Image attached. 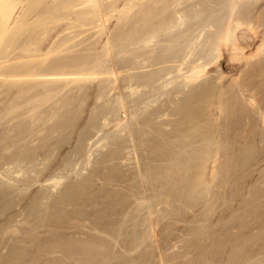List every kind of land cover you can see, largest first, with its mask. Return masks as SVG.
I'll return each instance as SVG.
<instances>
[{
  "label": "rangeland",
  "instance_id": "1",
  "mask_svg": "<svg viewBox=\"0 0 264 264\" xmlns=\"http://www.w3.org/2000/svg\"><path fill=\"white\" fill-rule=\"evenodd\" d=\"M69 1H71V0H69ZM105 1H103L104 7L106 6L104 8L105 10L110 9L111 3L114 4L115 1H117L115 5H118V6H119V3L122 4V2H123V4H124V2H125V0H119L120 2L118 0H113V1L112 0H105ZM43 2L44 3H41L40 5L45 10H46V7H47V10L48 9L50 10L51 9L50 6L55 7V6H57V4L59 5V3L50 2L48 0H43ZM61 3H62V5H60V7L64 8V10L62 8H60V10H58L57 12L59 13V15H62V14L63 15L65 14V16L69 15V13H71V10L69 8H67V6L65 4H63L64 2L60 1V4ZM70 3H67V4H70ZM47 4H49L50 6H47ZM44 5H46V6H44ZM86 5L87 4H85V8L88 11H90L93 8L90 4L89 5L92 8L90 6L89 7L87 6L88 7L87 8ZM121 7H122V5L119 8H121ZM259 8L260 9H258L259 11L257 13L258 15H256L255 17H252V20H251V23L253 22L252 23L253 26L255 24L254 27L257 28L256 30H257V32H259V34L257 33V35H258L257 39H256L257 44L255 46L261 47L258 50V52H261V53L257 52L258 54H256V52H255V54H254V56H257L258 58L254 57L252 55L254 58L253 59L252 56H249V52H248L247 53L248 57L246 56L247 57L246 61H244V59L246 58V57H244L243 61L238 60V62H237L236 60H234V63H232L233 59L231 60V58H232L231 56H233V54H235V52L231 53V51H227L224 48V50L222 49V52L223 51L224 52L222 53L220 50V54H219V51L216 52L217 49H215L214 45H212L213 47L210 45L211 42H213V41H211L212 38L211 39L209 38V40L211 42L208 41L209 44L206 43L207 44L206 45L207 46V49H206L207 52L206 53L209 54L208 51H210V54H209L210 56L207 54V57L208 56L209 57H208V59L206 58V60L212 62L215 60V58L217 60V57L219 55H220V58H218V59H220V60L213 62L214 64L218 63L217 65H213V63L210 62L208 64V66H210V65L211 66L209 67V69L207 66V70H206L207 74L205 76H203L202 82L197 83V84H189V87L187 86L188 88L185 87L186 86V81H185L186 79H184L185 77H183L185 75L184 72L185 73L187 72L184 69V68H186V66L184 65V67H182L183 65H180V64L183 63V61L186 62L187 58H188L187 59L188 62L190 61L189 60L190 57L192 58V59L190 58L191 60L194 59V54L192 57V52H191V54L188 52V54H190L191 56L186 53L187 51L184 54V51H185L184 48H187V50L190 49L187 47L189 45L190 41H187V40H190L191 37L189 38V36L187 37V35L188 34L191 35L193 30L190 31L191 33H189V30H187L188 31V33H187V31L185 30L186 28L184 27L185 31L181 28L182 30L179 29L180 30V33H179L176 30V28H173L172 30H174V32L170 33L169 28L166 30L165 25L163 24V21H165V19H163V21H161L162 15H160L161 20H160L159 16L155 17L156 20L160 21V22H158V21L155 22L152 20L154 18H152L150 20L151 17H149V15L146 14L145 11H142L143 13L141 11L138 12V13H140L139 16H137L138 13H136V15L132 14L131 18H133V16L135 15V17L133 19L130 20V16H131L130 15L128 18H126L127 21L125 19L120 20V22L122 21L121 23L119 21H117L118 17L121 16L120 13H118L120 15L117 16L118 14L116 15L117 12H115L114 14L116 15V17L114 20L111 19L112 21H108V18L111 17V13H109L110 15L108 16V18H106L105 23L108 21L106 26H108V28L110 27L108 30H111L110 35H109L111 44L115 45L116 47L119 46L117 48H115V46H113L114 47V49H113L114 53H115V50H117L118 48H121L122 50L124 49L123 51H121V49H118L119 54L121 52L123 53V54H120L119 57H118L119 54H117L118 53L117 51H116L117 55L114 54L116 65L118 64L117 66L123 68L122 69L123 72L125 71L124 74L122 72L123 75L121 76V77H123V80L121 81V84H123V87L120 84V88L118 87L117 88L118 90L115 89L116 91H114L113 88L106 86V85L100 86V85H103V83H101L100 80H98L99 86H96L98 84V81H96L97 84H95V82L90 83V84L86 83V85L88 86V89L86 88L87 86L84 85L85 83L82 86H79L80 84H78L76 86V87H78V89H76V87H75V89L72 88L73 91L70 88H68V89L66 88L65 91L63 90L64 92H66L67 90L71 91V93L66 92L68 95H66V93H64L63 91H61L63 94H61V92L58 93L59 98L60 97L63 98L62 101H65L67 99L66 97H64V95H65L68 97L69 100L71 99L70 100L71 102H69V100L67 99L68 101H66L65 104H63L64 102L62 103L63 108L60 106L61 102L58 105L54 104V101L50 102L51 104L48 103L49 106L48 105L45 106L43 109H45L46 107L47 108L45 110L42 109V111H43L42 112L41 110H38V109H37L38 111L28 109V108L32 107L33 102L30 105L29 100L26 98H28V97L30 98V96H33L32 91H29V93H28L26 90H24V89L22 90V88H18V87H21L20 85H22V84L15 83V85L14 84L12 85V84H10L11 82H6V84L5 83L3 84V82L0 80L1 81L0 82V170H1L0 171V264H254V263L255 264H264V216H263V213H264V123H263L264 122V120H263L264 119V115H263L264 114V101H263L264 100V83H263L264 82V71H263L264 70V65H263L264 64V52H262V51H264V46H263L264 45L263 44V42H264V21H263L264 18L262 19V11H264V4L261 7L259 6ZM59 11H62V12H59ZM66 11H69V12H66ZM144 12H145V17L146 16L149 17L148 21L146 20V18L142 17L144 15H141V14H144ZM114 16H112V18H114ZM84 17L88 18V15L84 16ZM84 17H82L84 20L81 19L82 22H78V24H80V23L82 24L84 21H89V23H88L89 25H86V22H84L86 25V26L83 25V27H85V30L83 29L82 26H80V30L78 27L80 38L78 39V43H79L78 46H75L77 48L75 50L76 52L74 51L75 52L74 57L77 56L82 61L83 60L85 61V60H87L86 56L89 54L88 56L91 55L90 60L93 61L96 59L95 54H97L98 56H99V54H101V53H99V52H101V49H102V47H101L102 45H100V44H102L104 41H106L105 40L106 36L105 35L104 36L99 35L96 32L97 36H96V38H94L95 37L94 35H96L95 34L96 28L92 25L95 24L97 18L95 16V19H94V17L91 16V18H88L89 20H87V18L85 20ZM263 17H264V15H263ZM135 18H138V19L135 20ZM91 19L94 22V23L91 22V23H93L92 25L90 24ZM143 19L147 21V22L145 21L146 25H148L147 23L148 22L150 23V21H151V23H153V22L155 23V25H153V26L158 25V27H160V28L163 26L164 27V28H162L163 30L165 29L167 32L169 30V34L167 36H169V35L171 36V34H173L172 36L174 37V35H175V37H176L177 34L179 33V34H181V36L185 37L186 39L188 38L187 40L185 39L187 41V42L186 41L185 42L188 43V44H186L184 42L183 37L177 36L178 38H176V42H175L174 41L175 39H173V37L169 36L170 37L169 38L166 35H164L165 30L164 31L161 30V31H163V33L162 32L157 33L158 36H161V38H159V39L161 41L163 40L164 42L163 41L161 42L159 40L157 41L158 38H156L155 41L161 42L164 44L168 43L167 44L168 48L167 47H165V48H166V50L168 49L167 51H169L170 54H173V53H171L172 51L176 52L178 47H179L178 44L180 45L182 43V41L184 42V43H182L183 45H181L178 49L179 53L181 52L180 49L181 50L184 49L183 53L179 54L180 57L178 56V58H177V56H176V55H178L177 52H176V54L174 52L175 55L174 54L172 55V60H174V62L172 60L170 61L171 57H169V56H171V55L169 54V52L167 53L165 48L164 47L162 48L165 51L161 50L164 53L160 54V56L164 55L165 53L169 54V55L165 54L166 56H164V60H166V61L169 58L168 64H166L167 62H165L163 60V56H161L162 58L159 56L160 50L156 46H159L160 43H159V45H157V44L155 45V41L152 42L154 45L152 43H150V45L152 44L151 46L154 49V52H155V49L159 50V52H158L159 58L157 60L158 61L161 60L162 62H164L165 66L167 67L168 70L171 69V71H172V69H173L172 78H171V76H169V77L164 76V74L165 75L166 74L171 75V72L169 74L166 67L165 66L163 67L164 64L161 61L158 62L157 60H155V62L157 61L159 63V64H157V62H156V65L155 64L154 65H152V64L146 65V63L142 64V62L140 64V61L145 60L146 57L148 58V56H146V55H149L148 54L149 52H147V48L144 50H141L144 47V44L142 42L144 40H141V38H144V36L148 37L149 34L150 35L154 34L152 32H154L155 30L158 32V30L160 29L158 27H155L156 28L155 29L154 27L150 26L151 23L149 24V27L146 28V25L144 26V24H143V22H144V21H142ZM123 20H125V21H123ZM129 20L132 23V25H131V23L130 24L128 23ZM132 20L134 22L135 21L138 22L139 20H141L142 24H143V26H142L143 28H141V25H142L141 21L138 22V23H140L139 24L140 26L138 27L137 26L138 23L136 24V22H135V24H134ZM62 22H65V21H62ZM117 22H119V23H117ZM98 23H101V22L99 21ZM160 23L163 25L161 26ZM133 24L136 26H134ZM65 25L67 26V24H65ZM116 25L117 26L119 25V26L116 27ZM124 25H126V26H124ZM127 25H129V26H127ZM88 26L90 28H87ZM131 27H133V32L131 31L132 30ZM91 28H93V30L95 28V30L90 32L92 30ZM134 28H137V29H134ZM149 28H151V29H149ZM216 28H217V25H216ZM75 29L76 28L69 29V30H70V32H72V30H75ZM125 29L126 30L128 29V30L126 31ZM152 29H154V30H152ZM170 29H171V27H170ZM214 29H215V27H214ZM136 30H137V32H136ZM80 31H82V32H80ZM142 31H146L147 34L145 32V35L143 36L142 34H144V33ZM175 31H177L178 33L176 34ZM195 31L196 30H194L193 34L195 33ZM54 32L55 31H53V33ZM64 32L65 33H62V31H61L60 34L61 35L65 34L64 36L69 34L68 33L69 31H67V30ZM85 32L90 33L91 40L89 37V33H86L87 35L82 34ZM128 32L132 33V35L129 34ZM123 33H125V35ZM126 33H128V34L126 35ZM133 33H135V34L133 35ZM139 33L142 37L139 35ZM184 33L187 35H185ZM60 34H59L58 38H60ZM159 34H161V35H159ZM193 34H192V38L194 36ZM92 35H93V37H92ZM162 35H163V37H162ZM134 36H136V37H134ZM207 36L209 37L210 35H207ZM5 37H4V39H5ZM132 37H134V38H132ZM139 37H140L141 41L139 40ZM147 37H145V38H147ZM165 37H167V38H165ZM7 38H8V36H7ZM62 38H63V36H62ZM92 38H94V39L92 40ZM136 38L139 40V42H141L142 46L141 45L136 46L135 42L140 44L138 42V40L136 41ZM164 38L167 42H165ZM124 39L126 40V42ZM132 39H133V42H132ZM134 39H135V41H134ZM168 39H172L171 45L169 44L170 41H168ZM89 40H90V42H89ZM98 40L100 41L99 46L97 45L99 42ZM192 40L193 39H191V41ZM2 41L3 42L0 41V52L2 50L1 48L4 47L3 46L4 43H6L5 45L8 44L7 42L9 41V38L7 39V42H5L6 40L5 41L2 40ZM85 41H88V43ZM127 41L128 42L131 41L132 43L129 42V44L131 43L129 45ZM173 41H174V43H173ZM91 42H93V43H91ZM96 42H97V44H96ZM86 44H89V45H86ZM164 44H161L159 48L161 49L162 46H166ZM173 44H175L176 46ZM184 44H185V46H184ZM79 45L82 47H80ZM151 46L149 48H151ZM153 46H155V47H153ZM169 46L170 47L175 46L177 49L172 47V49H174V50L171 51ZM208 46L210 48H208ZM137 47H139L138 49H140V48L141 49L138 51ZM197 48H199V47H197ZM73 49H75V48H73ZM95 49L99 50V51L96 52ZM130 49H132V50L136 49L137 52H136V50L135 51L134 50L129 51ZM214 49L216 50L215 52H213ZM84 50H85V52H84ZM254 50L256 51V49H254ZM124 51H126V53L129 51L128 54H132L133 56H130L128 54L126 55V53H124ZM145 51H146V53H144ZM141 52H142V54L144 53L145 55L143 54V56H141L142 55ZM156 52L154 54V59L157 58ZM194 52H195V55L199 53L198 49ZM137 53H139L140 55L139 54L137 55ZM211 53H212V55H211ZM62 54H63V52L61 54L60 53L53 54L54 55L53 57L55 58L57 55L62 56ZM71 54H73V52ZM135 54L137 55V57ZM182 54H184V55H182ZM186 54L189 57H187ZM82 55H83V57H81ZM221 55H222V58H221ZM67 56L69 57V52L67 53ZM93 56L95 57V59H93L94 58ZM140 56L142 57V59ZM181 56H183L182 58L185 60L181 61L180 60V59H182ZM10 57H11V55H10ZM53 57L51 55V58H53ZM165 57H166V59H165ZM185 57H187V58H185ZM225 57L226 58L228 57V58L226 59ZM51 58L49 57V60ZM135 58H138V59H135ZM175 58H177V59H175ZM134 59H135V61L139 60L138 64H140L142 66H140V67L137 66L138 64H137V62L134 61ZM132 60H133V62L136 63V65L133 62L132 63L130 62ZM127 61H129V62H127ZM179 62H180V64H179ZM121 63H123V64H121ZM124 63L126 64V66H123V65H125ZM132 65H134L135 68H134V66L132 67ZM171 65L175 66V67H176V65H178L181 67V70L183 69V71H176V70H179L178 66L176 67L177 69H175V67H172ZM235 65H237V66H235ZM2 66L3 67H2V69H0V71H4L7 73H9V71H11V68H5L4 65H2ZM128 66H131L133 69L129 68ZM212 66H213V68H212ZM126 70H128V71H126ZM186 70H188V68ZM151 72L154 73V74L152 73L153 75H155V73H156V75L153 77ZM145 75H147L148 77H151V80L148 81L147 80L148 77L146 78ZM157 75L160 77V79H162L161 82L163 81V83L165 82V79H167V81H168V79H170V78H171V80L175 79L176 81L174 83L173 81L170 82V80H169L170 84H172V85H167V86H169L167 88L166 83L162 84L159 82L160 80H159V77H156ZM224 75H225V77H224ZM237 75L238 76L240 75L239 76L240 79L238 78ZM124 76H126V77L124 78ZM222 76L224 79L222 78ZM129 77H130V79L132 77L133 80H130ZM133 77H135V78H133ZM142 77H144L143 79H145L147 81V83H145L146 81H144L142 79ZM137 78H138V80H137ZM139 78H141V80H142L141 82L139 81L140 80ZM135 79L137 81L134 82ZM217 79L218 80L222 79L223 84H221L220 82L218 83ZM235 79H237V80H235ZM215 80H217V81H215ZM130 81L133 85L129 83ZM124 82H128L129 84L128 83L124 84ZM148 82L150 85L148 84ZM183 82H184V84H183ZM216 82L218 85L223 87L221 89V87L219 86L220 90H217V92H216L218 99L220 97V98H225L228 100V101L226 100L227 101V104H226L225 99H223L224 103L222 105H224V106H222V107H224V108H222V109L224 111L223 110L220 111L221 116L213 115L214 112H213V114H211L212 111L210 113L209 105L211 103H209V102L212 101V99L210 98L211 99L210 100L209 97H207L208 92H210L207 89H209V88L211 89V87H213ZM29 84H30L29 82L28 83L26 82L22 86L27 87V86H29ZM126 84H128V85H126ZM141 84L144 86L142 87ZM155 84H156L157 88H155L156 87ZM179 84H183V85H179ZM130 85H132V86H130ZM135 85H137L138 89L136 88ZM139 85H141L140 88H143L144 90L143 89L139 90ZM153 85H154L155 89H152L153 87H151L150 89H152V90H150L149 87L153 86ZM176 85H177V88H176ZM222 85H225V86H222ZM146 86H147V88H146ZM207 86H208V88H207ZM240 86H242V87H240ZM89 87H91V88H89ZM97 87H98V89H99V87H101L103 89L100 88L99 93H98ZM133 87H135L137 89V91L139 90L140 92L141 91H143V92L140 93L138 91L139 93H137V91L134 90ZM162 87L163 88L165 87V89L163 90ZM190 87H191V89H190ZM181 88L183 90H185L188 94L185 91H183ZM106 89H109V90H106ZM172 89H174V90H172ZM223 89L225 92L221 91ZM17 90H19L20 92L19 91L17 92ZM111 90H113V92ZM154 90H156V91L154 92ZM103 91H104V93L109 92L108 94L106 93L108 96L103 94ZM133 91L134 92L136 91V92L133 93ZM146 91L147 92L151 91V92L146 93ZM162 91H164V92H162ZM190 91L192 92V95H194V96H191V93H189ZM195 91H196V93H193ZM199 91L201 92V95L199 94L200 93ZM203 91H206V92H203ZM100 92H102V93H100ZM202 92H203V94H202ZM14 93L16 94V96L14 95ZM27 93L30 96L27 97ZM136 93L141 94V95L143 94V95L142 96L137 95ZM166 93H168L167 96H164V94H166ZM182 93H184L185 96ZM60 94H61V96H60ZM69 94H73L76 100L74 99L73 95H71L73 97V102H72V98L71 97L69 98ZM101 94H103L105 96H101ZM122 94H123V96H122ZM135 94L137 96L133 97V95H135ZM144 94H146L145 95L146 97H144ZM153 94H154V96H153ZM204 94H205V96L203 97L202 95H204ZM224 94L228 98L222 97V96H224ZM20 95L22 97L24 96L23 98L25 99L26 102L24 100H22L23 98ZM62 95H63V97H62ZM119 95L121 98L123 97L125 104L133 97L129 101V103L126 104L127 112H126V110L121 111L122 109H120V107H118V105H120L119 104L120 102L118 103L117 106L115 105V104H117L116 103L117 98L120 99ZM126 95L127 96L130 95V96L126 98ZM161 95H162V97H161ZM199 95L201 96V100H200ZM149 96L150 97L152 96V98H150L151 100L147 99V101H146V98H149ZM237 96H238V98H237ZM107 97H108V99H110L111 102L109 100L104 99ZM163 97L165 98L164 100H163ZM185 97H190V98L185 99ZM193 97H196V98H193ZM197 97L200 101L197 99ZM128 98H130V99L128 100ZM202 98H203V100H202ZM119 99H118V101H120ZM137 99H138V101H137ZM142 99H143V101H142ZM195 99H197V100H195ZM115 100H116V102H115ZM155 100H157L158 103L157 102H154L153 104L150 103V102H153ZM167 100H169V101H167ZM178 100H179V103H177V105H176V102H178ZM180 100L181 101L183 100L182 106H184V107H181ZM205 100H207L209 102H207ZM18 101H21V102H18ZM59 101H61V100H59ZM133 101H135V102L133 104H130ZM197 101H199V103H202V106H201V104H198ZM24 102L25 103L29 102L27 105L25 104L28 108L23 105ZM67 102H69L70 104H68ZM140 102H141V104L143 102H145V104H147L146 106L148 108H150V111L148 108L147 109L145 108V110H144L143 108L146 106L144 103L141 105ZM184 102H186V104H185L186 106L183 105ZM195 102L200 107H198ZM21 103H22V105H20ZM110 103H111V106H110ZM148 103H150L151 105ZM14 104H16V105L14 106ZM158 104H160L163 108L160 109L161 106ZM162 104H164V105H162ZM167 104L169 105L168 111L169 110L173 111L172 108L176 109V107H177L176 111H175V109L173 112L166 111L168 116H167V114L164 113L165 110H167L166 109L168 107ZM107 105L110 107H108ZM114 105L117 109L115 107H112ZM135 105L137 107L134 109ZM13 106H14V108H13ZM59 106L61 107V110H59L60 109ZM104 106L106 108H104ZM128 106H130L131 108L130 107L128 108ZM132 106H133V110H132ZM164 106L165 107L167 106V107L165 108ZM206 106L208 107L209 112H208ZM16 107H18V108H16ZM19 107L22 109H20ZM65 107H66V110H68V111L65 110ZM111 107H112L113 113H111V109H110ZM9 108H11V109H9ZM55 108H57V110H55ZM107 108L109 109V114H112L111 116L109 114H107V112H108ZM179 108L182 110H180ZM203 108H204V110H203ZM13 109L17 110V111L14 110L16 113L14 114V112L13 113L11 112L9 114V112L12 111ZM25 109H26V111H25ZM102 109H104V110H102ZM129 109L132 110L131 112H135L137 110L136 113H134V115H136V114L137 115L136 116L133 115V117H132V115H130L131 112L128 111ZM141 109H143V110H141ZM151 109H153V110H151ZM156 109L157 110L159 109V112L156 111ZM53 110L55 112H53ZM58 110H59V112H58ZM116 110H119L118 113L117 112L115 113ZM138 110L140 113H141V111H142V113L144 111L145 115L139 114ZM177 110H178V113L180 111V114L177 113ZM183 110L184 111L186 110L185 111L186 114ZM23 111H25V112H23ZM34 111H35V113H34ZM40 111H41V115H43L42 119H41L42 121L39 120L41 118ZM56 111H57V113H56ZM102 111L104 114L101 113ZM120 111L122 113H120ZM145 111L150 112L149 117L147 116L148 113H146ZM181 111L184 112L182 115H181ZM198 111H200L201 114ZM151 112H152V114H151ZM155 112H156V114L160 113L162 116L158 114L157 117H153ZM202 112H204L203 114H205V115H202ZM262 112H263V114H262ZM33 113L34 114L37 113V115L33 116L34 115ZM54 113H56L55 116H54ZM105 113L109 116H107ZM126 113H127V116H129V119H130L129 122L132 126V127H130V131L126 128L129 131V133H127V134H126L127 131L124 132V130H126V129H121V127H120V125L123 121L122 119H124V116L126 115ZM169 113H171V114H169ZM174 113L176 115H178V116L180 115V116L177 118V117H175L176 115ZM208 113L213 115V117L211 115H209ZM29 114H31V116ZM156 114H155V116H156ZM163 115L164 116L166 115L167 117L165 116L166 118H163L164 117ZM169 115H172V118L170 116V118H171L170 120H172L174 117L177 118V120L174 119L171 122L168 118ZM36 116H40V118L39 117L36 118ZM53 116H54V118L57 117L58 119L57 118L53 119ZM181 116H182V118H181ZM198 116L201 119H199ZM209 116H211V118ZM30 117L33 119L31 120ZM146 117H148V118L146 119L147 124L145 125L146 122L144 119ZM215 117L216 118L220 117V119L219 118L216 119ZM34 118H36V119H34ZM50 118L53 119L51 121V123H49L51 120ZM183 118H184V120H183ZM207 118H210L212 122H210ZM37 119H38L37 122H41V123L37 124V122L35 121ZM46 119H47V121H46ZM104 119H105V121H104ZM106 119H108V120H106ZM214 119H216V120H214ZM137 120H139L140 122L139 121L137 122ZM202 120L203 121L206 120L205 124H204V122L202 124H200L201 123L200 121H202ZM45 121L47 122V125H44V124H46ZM53 121L56 123H54ZM135 121L137 122V124L139 123L138 125H141V126L144 125L147 128L144 126L141 128V126H138ZM156 121H157V123H155ZM160 121H162V122H160ZM164 121L166 123H164ZM189 122H191V123H189ZM32 123H34L35 126ZM179 123H181V125ZM195 123L196 124L199 123V124L196 125ZM212 123H213V125H212ZM50 124L54 125V126H51ZM148 124H150L151 126L153 124L154 125L157 124L156 125V126H158V127H156L157 131H156V128L155 129L153 128L155 126L151 127L150 125L148 126ZM176 124H177V126H176ZM44 126H46V127H44ZM57 126H59V127H57ZM63 126H65V128ZM68 126H69V128H68ZM118 126L120 128H118ZM210 126H213V127L216 126V131H218V133H216V132L211 133V130H210L211 127ZM40 127L43 129H41L39 131ZM136 127H138V128L140 127L141 129L140 128L138 129ZM161 127H163V128H161ZM44 128H46V129L48 128V129L45 130ZM131 128H132V130H131ZM144 128L146 129L145 131L152 130V128H153L154 132L153 131H150V132L147 131L148 133L146 132L147 133L146 134L145 131H142V130H144ZM184 128H185V130H184ZM133 129H134V131H133ZM181 129L184 131H182ZM218 129H220L221 133ZM37 130H38V132H37ZM54 130H55V132H53ZM101 130H102V132H101ZM118 130L120 132L119 134L117 132ZM139 130L142 131V132H140V134L138 133ZM159 130H161V131L163 130V132H158ZM168 130H169V132H168ZM39 132L42 133L44 136L42 134L41 135L43 137H46V138H43L40 134L37 136V134ZM131 132H133V133H131ZM180 132H182L183 134ZM244 132H245V134H244ZM33 133H34V136H33ZM35 133H37V134H35ZM122 133L124 134V136ZM108 134H109V136H108ZM117 134H118V136H117ZM133 134H134V136H133ZM218 134H220L219 135V136H221L220 138H219ZM131 135H132V137H131ZM138 135L140 136V138ZM168 135H170V136H168ZM110 136H112V138ZM115 136H117L121 140L123 139L124 141L128 137L127 141H129L130 139H131L130 140L131 142L134 141L133 142L134 147H136L137 150L132 146L133 143L131 144V142H127V141L123 142V140L119 141V139ZM119 136H121L122 138ZM142 136H143V138H142ZM166 136H167V138H166ZM211 136H212V138H209ZM101 137L103 138L102 139L103 141L101 140L100 142L101 143L104 142L105 145H104V143L101 144L98 141L101 139ZM114 137L117 138V142H119V144H117V142L115 141L116 139ZM144 137L146 139H144ZM150 137H153V138L150 139ZM257 137H258V139H257ZM105 138H107V140H109V141H107ZM132 138H135V139L133 140ZM137 138H139V139H137ZM153 139H155V140H153ZM166 139H168V140L170 139V141L168 142V140H166ZM147 140H150L153 143L152 142L150 143V141L148 142ZM174 140H175V142H174ZM188 140H189V142H188ZM220 140L222 142H220ZM106 141H107V144H106ZM111 141L112 142L115 141V143H112ZM146 141L148 142V144L146 143ZM154 141H155V143H154ZM200 141H201V143H200ZM42 142H43V146L45 145L44 147H42L40 144ZM98 142L102 145L101 146L102 148H99L98 145H100V144ZM108 142H110L111 145L113 144L112 147ZM182 142L183 143L186 142L185 144H187V145L183 144ZM202 142L205 144H203ZM29 143H31L32 145H30ZM35 143L37 146L35 145ZM198 143L202 144V145H199ZM213 143H215L216 145ZM217 143H219V144H217ZM120 144H123V146ZM208 144H209V146H208ZM239 144H241V145H239ZM242 144H244V145H242ZM95 145H97V146L95 147ZM108 145L111 148L107 147ZM117 145L120 148H116ZM137 145H138V147H137ZM164 145H165V147H163ZM182 145H184V146H182ZM189 145H190V147H189V149H187L186 147H188ZM104 146L106 149L104 148ZM141 146H143L144 148ZM149 146H150V148H149ZM166 146H168V148ZM30 147L34 151H32V149L29 150ZM39 147H42V148L39 149ZM178 147H182V148H178ZM214 147H216V148L214 149ZM193 148H195V149H193ZM90 149H92L91 151H94V152L91 153L90 151H88ZM111 149H113V150H111ZM116 149L118 150V152ZM181 149H182V151H181ZM183 149H185V150H183ZM191 149H192V152H191ZM200 149H201V151H200ZM205 149H207L208 151ZM39 150H41V152L42 151L43 152L40 153ZM135 150L137 151V153L134 155ZM168 150H170V151H168ZM29 151H31V152L29 153ZM37 151L39 152V153H37L39 156L36 154ZM103 151H105L104 156H102ZM214 151L215 152L217 151L216 156H215L217 158L216 159L217 161H215V163H213L215 165L217 164L215 167L213 166L212 163H211L212 166L210 164V162H213L212 160H214V159L211 158V160H210V158H209L208 159V160H210L209 162H208V160H205V158L209 157L207 155H210V157H212V156L214 157V155H215ZM101 152H102V155L100 154ZM106 152H107V154H109V156L106 155ZM206 152L208 153L206 155L200 154L202 157H200V155H199V158L202 161V164L204 163L203 164L204 166H203V165H201V161L199 160V158H197L198 157L197 153H206ZM28 153H29V155H28ZM34 153L36 154L37 158L34 156L35 155ZM88 153L89 154L91 153L90 155L93 156V158L91 156L92 159H90V160H88L89 158H87V157H89ZM128 153H129V155H128ZM130 153L135 157L130 155ZM155 153H157V154H155ZM179 153H181L182 155L184 154V155L182 156ZM189 153L192 156H194V155L195 156L192 157ZM119 154H121V155H119ZM111 155L113 157H111ZM114 155H116V156H114ZM24 156L26 158L23 159ZM107 156L111 157V159L110 158L105 159V157H107ZM152 156H154V157H152ZM160 156H162L163 159ZM205 156H207V157H205ZM17 157H18V159L22 158L21 159L22 162L20 161V159L19 160L14 159ZM27 157L28 158L30 157L31 158L30 161L33 163L29 162L28 161L29 159ZM32 157H34L35 159H33ZM136 157H139L140 160L139 159L136 160L137 159ZM169 158H170V160H169ZM191 158L192 159L195 158L196 160L195 159H194V161L190 160ZM25 159H26V161H25ZM218 159H219V161H218ZM15 160L16 161L18 160V161L16 162ZM137 161L139 162V166H138ZM185 161L188 163H186ZM195 161L198 163V165ZM205 161H207L209 164H207ZM170 162H172V163H170ZM177 163H179V164H177ZM180 163H182V164H180ZM76 164H78V165H76ZM173 164H175V166H177V167H174ZM183 164L186 166H184ZM205 164H207L208 166L206 165L207 169L205 168V170H204L203 167H205ZM192 165L194 167H197L200 170L202 168V170H203L202 173H204V171L208 170L206 172L207 173L206 176L210 175L209 173L212 174V176H210V177H213L214 175H215L214 177L217 176L216 179L214 177H213L214 178L213 179V178H210L209 176H207L208 178H210L209 179L210 181L213 180L211 182H213V185H215V186L210 185L211 184L210 181H208L209 186H208V184H205L204 187H203V185L199 186V187L196 186L195 184L198 185V181L195 179V177H197L199 175L198 172L200 170H198L196 168V169H192V171H191L189 168H191ZM200 165L203 167H201ZM182 167H184V168H182ZM194 167H192V168H194ZM211 167H212V169H211ZM30 168H31V170L32 169H34V170L30 171ZM139 168H140V170H142V172H143L142 174H144L143 176H144V182L146 181L145 183L140 181L139 177H137V171H138L137 169H139ZM21 169H23V170H21ZM188 169H189V172H188ZM214 169H215L216 173L212 171ZM217 169H219V170H217ZM18 170L19 171L21 170V172L19 173ZM194 170H195V172H193ZM135 171H136V174H135ZM189 173H191V174H189ZM180 174H182V175H180ZM134 175H136V177ZM184 175H186V176H184ZM57 176H58V179L59 178L62 179V177H64L62 180L64 182V183L62 182L63 184L56 182V181H58V179L57 180L55 179L56 183H53L54 182L53 178L54 177L56 178ZM193 176H194V178H193ZM182 177L184 180H182ZM178 178L180 180H178ZM134 179H137V180H134ZM175 179H176V182H175ZM188 179L191 182H189V181L187 182L186 180H188ZM220 180H223V183H222V181L220 182ZM139 181L142 184L147 185V186L142 185V186H144L145 189L143 187H142L143 189L140 188L141 185H140ZM180 181L183 184L179 183ZM216 181H217V183H216ZM218 182H220V183L218 184ZM54 184H55V186L57 184V186L60 188H58L57 186L55 187ZM191 184H192V186H190ZM193 184L195 187H193ZM216 184H218V185H216ZM184 185H185V187H184ZM220 185H222V186L220 187ZM207 186L209 189L207 188ZM211 186H213V189H212L213 191L211 190V188H212ZM52 187L56 188L59 192L57 190L54 191V188H52ZM64 187H66V188H64ZM174 187H175V189H174ZM196 187H197V189H196ZM200 187L202 189L206 188L208 190L207 193H209V196L205 192L206 189H205V191L202 190L203 192H205V195L207 198L205 197L204 193L198 192V191H201ZM63 188H64V190H63ZM168 188H170V189H168ZM193 188L196 189L194 192V195L192 194L193 193L192 191H194ZM52 189H53V191H52ZM180 189H182V190H180ZM142 190H144L145 192L144 191L143 192L146 193L147 195L143 194ZM168 190H170V191H168ZM189 190H191L190 191L191 195L189 193ZM214 190H215V192L216 191L217 192L215 193ZM172 191H173V193H172ZM218 191L220 192V194ZM176 192L178 193L177 195H176ZM181 192H183V193L181 194ZM196 192H198L200 196ZM188 193H189V196H188ZM153 194H154L156 199L154 198V196H153V198H151ZM174 194H175V196H174ZM215 194H216V197H215ZM178 195H182V196L179 197ZM195 195L198 196L197 197L198 201H195V200H197V199H195V197H196ZM184 196H185V198H184ZM192 196H194L193 198L195 200L193 198H192V200H190L191 198H189V197H192ZM259 196H261V197H259ZM199 197H201V198L199 199ZM212 197H214L215 200H213ZM144 198L146 200H147V198L149 199L147 204L145 203L146 201ZM258 198H259V200H258ZM184 199L186 200V202H184L185 201ZM209 199H210V201L212 199V201H214V203L212 201L210 202ZM199 200H200V202H199ZM203 200L205 201V203ZM206 200H208L209 202H207ZM169 202H171V204ZM193 202H195V203H193ZM160 203L161 204L163 203V205H161ZM208 203L209 204L211 203V204L209 205ZM212 203H213V205H212ZM215 203H216V205H214ZM149 204L152 205L153 210L151 209L150 212L153 211L152 215L153 214L154 215L153 216L151 215V216L153 217V219L155 217V221L152 219V217L148 218V216H147L148 211L151 208V207H149L150 206ZM167 204H169V205H167ZM207 204H208V206H211V210L209 209L210 207H208ZM158 205H159V208H158ZM187 206H188V208H186ZM205 206L208 207V209ZM241 209L244 212H242ZM245 210H247V211L245 212ZM239 211H241V212H239ZM250 211H251V213H250ZM253 212H254V214H253ZM244 214L246 216L249 214H251V215L246 217ZM257 216H260V217H257ZM148 219H150V220L152 219L153 220V221L151 220L152 222H156L157 220L158 221L151 225V221ZM148 223H150V224H148ZM154 224H157V225H154ZM150 225L152 226V229H153V225L156 226V228L154 227L153 230H155V231L157 230L156 232L158 235L155 233L156 234L155 237H153V235H155L154 234L155 231H153L151 229ZM235 229H237V230H235ZM255 229H257V230H255ZM250 230H252V231H250ZM242 231H243V233H242ZM146 233H148V234H146ZM240 233H241V235H240ZM144 234H146V235H144ZM254 243H258V244L255 245ZM157 244H159V245H157ZM176 245H177V248H176ZM158 247H160V249ZM255 247H256V250L253 249ZM129 251H131V252H129ZM160 255L162 258L160 257ZM162 261H164V262H162Z\"/></svg>",
  "mask_w": 264,
  "mask_h": 264
},
{
  "label": "bare ground",
  "instance_id": "2",
  "mask_svg": "<svg viewBox=\"0 0 264 264\" xmlns=\"http://www.w3.org/2000/svg\"><path fill=\"white\" fill-rule=\"evenodd\" d=\"M48 1H50V2H54V3H59V5L57 4V6H50L49 4H47V6H50V10L48 11L47 10V7H46V10L45 9H43L42 7H41V3H44L43 2V0H0V41L1 42H3L2 40H6L5 42H7V39L9 38V41L7 42L8 44L7 45H5L6 43H4V47L3 48H1L2 50H1V52H0V69H2V65H4V67L5 68H11V71H9V73H7V72H4V71H0V80L3 82V84L5 83L6 84V82H11L10 84H14L15 85V83H17V84H24V83H30L29 84V86H27V87H23L22 85H20L21 87H18V88H22V90L24 89V90H26L28 93H29V91H32V93H33V96H30L28 93H27V97L28 96H30V98L28 97V98H26V99H28L29 100V104L31 105V103L33 102V104H32V107L31 108H28L26 105L28 104V103H25L26 101H25V99L23 98L22 100H24L25 102H24V106L25 107H27L28 109H32V110H41L42 111V109L45 107V106H49V104L48 103H50V102H53L54 101V104H56V105H58L60 102H61V107H62V105L63 104H65L66 103V101H68L69 99H68V97L67 96H65L64 95V97H66L67 99L65 100V101H62V99L63 98H59V95H58V93H60L61 91H65L66 90V88L68 89V88H70V89H75V87L78 85V84H80L79 86H82L84 83V85H86V83L87 84H90V83H93V82H95V84H97L96 83V81H98V80H100L101 81V83H103V85H100V86H104V85H106V86H109V87H111V88H113L114 89V91H116L115 89H117L118 87L120 88V84H121V81L123 80V77H121L123 74H124V72L122 71V69L123 68H121V67H118L117 65H116V63H115V57H114V54H116V51L118 52L119 50L118 49H121V48H118L117 50H115V53H114V51H113V49H114V47L113 46H115V45H112L111 44V41H110V37H109V35H110V31L111 30H108L109 28H108V26H106L107 25V22L108 21H112V20H114L115 19V17H116V15L118 14V13H120L121 14V16H119L120 14H118L117 16H119L118 17V19H117V21H119L120 22V20H122V19H125L126 20V18H128L130 15V20L131 19H133L134 17H135V15H136V13H138V12H142V11H145L146 12V14H148L149 15V17H151L150 18V20L152 19V18H154L155 19V17H157V16H159V18H160V15H162V20H161V18H160V20L161 21H163V19H165V21H163V24L165 25V28H166V30L169 28V30H170V33H173L174 32V30H172L173 28H176V30L180 33V30H184L185 28V30L187 31V30H189V33H191L190 31H192V33H191V35L190 34H185V35H187V37L189 36V38H190V40H187L185 37H183V36H181V34H179L177 31H175L176 32V34H177V36L178 37H183L184 38V42L187 40V41H190V43H189V45L187 46L188 48H190V49H188L187 50V48H184L185 49V51H184V49H180V53H183V51H184V54H185V52L188 54V52L191 54V52H192V57H193V54H194V59L193 60H191L190 58H189V62H188V58L187 57H189L188 55H190V54H186L187 55V57H185V58H187L186 59V62H184L183 61V63H181L180 64V62H179V64L180 65H183L182 67H184V65L186 66V68H184L185 69V71H187L186 73L184 72V76L183 77H185L184 79H186L185 81H186V86L185 87H189V84H197V83H201L202 82V79H203V76H205L207 73H206V70H207V66H208V64L211 62V61H208V60H206V58L208 59V57L210 56L209 54H210V51H208L209 52V54L208 53H206L207 52V44H209V42H211V41H213V42H211V46L212 45H214V47H215V49H217V51L214 49V51L213 52H218L219 51V54H220V50H221V52H222V49L224 50V48L227 50V51H231V53H233V52H235V54H233V56H231L232 58H231V60L233 59V62L232 63H234V60H236L237 62H238V60H242L243 61V58L244 57H248V55H247V53L249 52V56H254V54H255V52H256V54H258V53H261V52H258V50H259V48H261V47H259V46H255L257 43H256V39H257V33L259 34V32H257V28H255L254 26H255V24H254V26H253V22L251 23V20H252V17H255L256 15H258L257 13H258V9H260L259 8V6L261 7L263 4H264V0H125V2H124V4H123V2H122V4L121 3H119V6L118 5H115L116 4V2L117 1H115L114 2V4L113 3H111V8L110 9H104L105 7H104V3H103V1H105V0H71V1H69V0H48ZM60 1H62V2H64L63 4H65L66 6H67V8H69L70 10H71V13H69V15H66L65 16V14L63 15H59V13L57 12L58 10H60V8H62V7H60V5H62V3L60 4ZM113 1V0H112ZM71 2V3H70ZM106 2V1H105ZM47 3V2H46ZM49 3V2H48ZM67 3H70V4H67ZM85 4H87L86 5V7L88 6H90L91 8V10L90 11H88V10H86V8H85ZM90 4V5H89ZM122 5V7L121 8H119L121 5ZM43 5V4H42ZM52 5V4H51ZM106 5V4H105ZM44 6H46V5H44ZM65 7V6H64ZM87 7V8H88ZM110 7V6H109ZM66 8V7H65ZM85 8V9H84ZM63 10H64V8H62ZM66 10V9H65ZM68 10V9H67ZM59 12H62V11H59ZM66 12H69V11H66ZM73 12V13H72ZM115 12H117L116 13V15L114 14ZM145 12H144V14H141V15H144V16H142L143 18H146V20L148 21V19H149V17L148 16H146L145 17ZM65 13V12H64ZM109 13H111V17L110 18H108V16L110 15ZM143 13V12H142ZM132 14H135L134 16H133V18H131L132 17ZM88 15V18H91V16H93L94 17V19H95V16H96V18H97V20H96V22H95V24L94 25H92L94 22H93V20L91 21L90 20V24L92 25V26H94L95 28H96V30H95V28H94V30H95V34L96 35H94L95 37L94 38H96V36H97V33L99 34V35H105L106 36V41H104L102 44H100V41L98 42V44H97V42H96V44L99 46V44L100 45H102L101 47H102V49H101V52H99V53H101V54H99V56L97 55V54H95L96 56V59H95V57L93 58V59H95V60H90V56H86V58H87V60H81V59H79L77 56H75L74 57V53L76 52L75 50H76V48L77 47H75V46H78V39L80 38L79 37V31H78V27H79V30H80V26H82L83 27V25L84 26H86V25H89L88 23H89V21H84V22H86V25H85V23L83 24H78V22H82V20L81 19H83L82 17H84V16H87ZM115 15V16H114ZM140 15V13H138L137 14V16H139ZM263 15H264V11H262V19L264 18L263 17ZM64 16V17H63ZM90 16V17H89ZM112 16H114V18H112ZM92 17V18H93ZM148 17V18H147ZM85 18V20H86V18L87 17H84ZM87 18V20H89ZM106 18H108V21L105 23V21H106ZM158 18V19H159ZM251 18V19H250ZM112 19V20H111ZM136 19H138V18H135V20ZM154 19H152L153 21H158V22H160L159 20H154ZM67 20V21H66ZM78 20V21H77ZM84 20V19H83ZM125 20H123V21H125ZM130 20H129V24L131 23L130 22ZM146 20H142V21H146ZM149 20V21H150ZM261 20V19H260ZM62 21H65V22H62ZM95 21V20H94ZM100 21L101 23H98V22ZM127 21V20H126ZM133 21V20H132ZM138 21V20H137ZM139 21H141V20H139ZM138 21V22H139ZM142 21H141V24H142ZM146 21V22H147ZM152 21V22H153ZM264 21V20H263ZM91 22H93V23H91ZM119 22H117V23H119ZM122 22V21H121ZM120 22V23H121ZM136 22V21H135ZM135 22L133 21V23L135 24ZM138 22H136V24L138 23ZM143 22V24H144V26L146 25V22L144 23ZM150 23H151V21H150ZM149 22L147 23L148 25H146V28H148L149 27V24H150ZM154 23V22H153ZM153 23H151L150 24V26H152V27H158V25H156V26H153V25H155V23L153 24ZM65 24H67V26L65 25ZM124 24V23H123ZM133 24V25H134ZM140 23H138L137 24V26L139 27L140 25H139ZM143 24L141 25V28H143L142 26H143ZM158 24V23H157ZM161 24V23H160ZM163 24H161V26L163 25ZM90 25V26H91ZM120 25V24H119ZM118 25V26H119ZM131 25H132V23H131ZM216 25H217V28H216ZM117 25H116V27H118ZM124 26H126V25H124ZM127 26H129V25H127ZM134 26H136V25H134ZM160 26V25H159ZM121 27V26H120ZM170 27H171V29H170ZM185 27V28H184ZM214 27H215V29H214ZM74 28H76L75 30H72V32H70V30L69 29H74ZM87 28H90L89 26L87 27ZM86 28V29H87ZM125 28V27H124ZM123 28V29H124ZM132 28V32H133V27H131ZM158 28H160V27H158ZM162 28H164L163 26L158 30V32L155 30L154 32H152V33H154V34H149V36L147 37V36H144L145 35V32L146 31H142L144 34H142L143 36H144V38L145 37H147V38H141V40H144V41H142L143 42V44H144V47H143V49H141V50H144V49H146L147 48V52H149L148 54L149 55H146V56H148V58L146 57V59L145 60H141L140 61V64H141V62H142V64H145L146 63V65H156V62L158 61L157 59L159 58L158 57V52H159V50H160V52H159V56H160V54H162V53H164L163 51H165L166 50V48L165 47H167V44H164V43H161L162 41L159 39V38H161V36H158V34L157 33H163V31L165 30H163ZM182 28V29H181ZM83 29L85 30V27H83ZM92 29V30H91ZM89 31L90 32H92V31H94L93 30V28H91ZM134 29H137V28H134ZM149 29H151V28H149ZM148 29V30H149ZM156 29V28H155ZM180 29V30H179ZM69 31L68 33V35H66V36H64V35H61L60 33H61V31H62V33H65L64 31ZM83 30V31H84ZM126 30V29H125ZM128 30V29H127ZM126 30V31H127ZM141 30V29H140ZM145 30V29H144ZM152 30H154V29H152ZM161 30H163V31H161ZM164 31V35H168L169 34V30H168V32L167 31ZM184 30V31H185ZM194 30H196L195 31V33L193 34V32H194ZM259 30V29H258ZM53 31H55L54 33H53ZM113 31V30H112ZM135 31V30H134ZM172 31V32H171ZM183 31V32H184ZM80 32H82V31H80ZM97 32V33H96ZM136 32H137V30H136ZM140 32V31H139ZM150 32V31H149ZM182 32V33H183ZM86 33H89V32H85V33H82L83 35L84 34H86ZM114 33V32H113ZM129 33V32H128ZM128 33H126V35L128 34ZM167 33V34H166ZM187 33H188V31H187ZM59 34H60V38H58V36H59ZM67 34V33H66ZM81 34V35H82ZM119 34V33H118ZM124 35H125V33H123ZM129 34H131L132 35V33H129ZM135 33H133V35H134ZM146 34H147V32H146ZM183 34V35H184ZM192 34L194 35L193 36V38H192ZM263 34V33H262ZM82 35V36H83ZM87 35V34H86ZM122 35V34H121ZM138 35V34H137ZM139 35H140V33H139ZM138 35V36H139ZM159 35H161V34H159ZM173 34H171V36L170 37H173L172 36ZM184 35V36H185ZM207 35H210L209 37L207 36ZM6 36V37H5ZM7 36H8V38H7ZM62 36H63V38H62ZM141 36V35H140ZM169 36H167V37H169ZM175 37V35H174V37H173V39H175L174 41L176 42V38H178V37ZM208 38H207V37ZM4 37H5V39H4ZM89 37H90V33H89ZM92 37H93V35H92ZM100 37V36H99ZM126 37V36H125ZM130 37V36H129ZM128 37V38H129ZM134 37H136V36H134ZM134 37H132V38H134ZM142 37V36H141ZM162 37H163V35H162ZM167 37H165V38H167ZM169 37V38H170ZM94 38H92V40L94 39ZM127 38V39H128ZM156 38H158L157 39V41L159 40V41H161V42H157V41H155V39ZM165 38H164V40H165ZM207 38V39H206ZM209 38L211 39V41L209 40ZM86 39V38H85ZM84 39V40H85ZM99 39V38H98ZM117 39V38H116ZM180 39V38H179ZM186 39V40H185ZM191 39H193L192 41H191ZM90 40H91V37H90ZM90 40H89V42H90ZM125 40V39H124ZM138 39L136 38V41H137ZM139 40H140V37H139ZM139 40H138V42H139ZM140 40V41H141ZM178 40V39H177ZM80 41V40H79ZM96 41V40H95ZM94 41V42H95ZM113 41V40H112ZM134 41H135V39H134ZM155 41V45L157 44V45H159V43H160V45L161 44H164V45H166V46H162L161 47V49L159 48L160 47V45L159 46H156L158 49L156 50L155 49V52H156V56H157V58L156 59H154V54H155V52H154V49L152 48V42H154ZM168 41H170V45H171V42H172V39H168ZM174 41H173V43H174ZM186 41V42H187ZM206 41V42H205ZM209 41V42H208ZM85 42H87L88 43V41H85ZM102 42V41H101ZM123 42V41H122ZM125 42H126V40H125ZM128 42V41H127ZM129 42H131V41H129ZM129 42H128V44H129ZM132 42H133V39H132ZM131 42V43H132ZM157 42V43H156ZM164 42V41H163ZM165 42H167L166 40H165ZM179 42V41H178ZM183 41H182V43H184ZM185 42V43H186ZM81 43V42H80ZM91 43H93V42H91ZM113 43V42H112ZM130 43V44H131ZM140 44H138V43H136L135 42V44H136V46L137 45H141V42H139ZM150 43H152L151 45H150ZM178 44V46L180 47L181 45H183V44ZM207 43V44H206ZM3 44V43H2ZM1 44V45H2ZM85 44V43H84ZM95 44V45H96ZM129 44V45H130ZM186 44H188V43H186ZM262 44V43H261ZM260 44V45H261ZM263 44H264V42H263ZM262 44V45H263ZM86 45H89V44H86ZM91 45V44H90ZM151 46V48H149L150 46ZM154 45V44H153ZM173 45H175V44H173ZM261 45V46H262ZM80 46V45H79ZM84 46V45H83ZM135 46V45H134ZM135 46V47H136ZM142 46V45H141ZM176 46V45H175ZM175 46H169V48L171 49V51L172 50H174V49H172V47H174L175 49H177ZM184 46H185V44H184ZM264 46V45H263ZM262 46V47H263ZM80 47H82V46H80ZM96 47V46H95ZM117 47H119V46H117ZM116 46H115V48H117ZM130 47V46H129ZM153 47H155V46H153ZM165 48V50L164 49H162V48ZM179 47H178V49H179ZM197 47H199V48H197ZM213 47V46H212ZM223 47V48H222ZM73 48H75V49H73ZM88 48V47H87ZM90 48V47H89ZM139 47H137V49H138ZM168 48V47H167ZM183 48V47H182ZM208 48H210L209 46H208ZM99 49V48H98ZM140 49H138V51L140 50ZM178 49H177V54L178 55H176L177 56V58H178V56H179V52H178ZM198 49V51H199V53L198 54H196L195 55V52L194 51H196ZM200 49V50H199ZM254 49H256V51L254 50ZM83 50V49H82ZM81 50V51H82ZM96 50V49H95ZM94 50V51H95ZM124 50V49H123ZM122 49H121V51H123ZM132 49H130L129 51H131ZM134 50V49H133ZM132 50V51H133ZM136 50V49H135ZM134 50V51H135ZM161 50H163V51H161ZM168 50V49H167ZM166 50V52L168 53L169 51H167ZM213 50V49H212ZM211 50V51H212ZM75 51V52H74ZM80 51V52H81ZM97 51H99V50H96V52ZM120 51V52H121ZM128 51V52H129ZM262 51V50H261ZM63 52V54H62V56H56L55 58L53 57L54 55L53 54H58V53H62ZM69 52V57L67 56V53ZM73 52V54H71ZM84 52H85V50H84ZM87 52V51H86ZM93 52V51H92ZM128 52L126 53V51H124V53H126V55L128 54ZM136 52H137V50H136ZM154 52V53H153ZM174 52L175 51H172L171 53H173L174 54ZM176 52H175V54H176ZM224 52V51H223ZM222 52V53H223ZM258 52V53H257ZM262 52H264V51H262ZM82 53V52H81ZM94 53V52H93ZM131 53V52H130ZM144 53H146V51L144 52ZM143 53V54H144ZM167 53H165V54H167ZM230 53V52H229ZM83 54V53H82ZM117 54H119V52L117 53ZM116 54V55H117ZM120 54H123L122 52L120 53ZM120 54L118 55V57L120 56ZM139 53H137V55H138ZM141 54H142V52H141ZM143 54L141 55V56H143ZM161 55V56H163V60H164V56H166V55ZM169 54H170V52H169ZM169 54H167V55H169ZM173 54H170L171 56H169V57H171L170 58V61L172 60V55ZM174 54V55H175ZM184 54H182V55H184ZM207 54L209 55L208 57H207ZM226 54V53H225ZM224 54V55H225ZM10 55H11V57H10ZM51 55H52V57L53 58H51ZM115 55V56H116ZM128 55H130V56H133L132 54H128ZM136 55V54H135ZM134 55V56H135ZM137 55H136V57H137ZM140 55V54H139ZM145 55V54H144ZM185 55V56H186ZM211 55H212V53H211ZM214 55V54H213ZM124 56V55H123ZM122 56V57H123ZM140 56V57H141ZM160 56V57H161ZM175 56V57H176ZM191 56V55H190ZM218 56V55H217ZM253 56H252V58H253ZM49 57L51 58L50 60H49ZM68 57V58H67ZM77 57V58H76ZM81 57H83V55L81 56ZM145 57V56H144ZM180 57V56H179ZM183 56H181V58H182ZM247 57L244 59V61H246V59H247ZM254 57H257V56H254ZM117 58V57H116ZM121 58V57H120ZM130 58V57H129ZM162 58V57H161ZM168 58V57H167ZM177 58H175V59H177ZM218 58H220V55L217 57V60H220V59H218ZM221 58H222V55H221ZM226 58V57H225ZM228 58V57H227ZM226 58V59H227ZM258 58V57H257ZM92 59V58H91ZM122 59V58H121ZM125 59V58H124ZM135 59H138V58H135ZM135 59H134V61H135ZM140 59V58H139ZM141 59H142V57H141ZM165 59H166V57H165ZM174 59V58H173ZM254 59V58H253ZM155 60H157L156 62H155ZM179 60V59H178ZM181 61L182 60H185V59H180ZM179 60V61H180ZM216 60V58H215V60L214 61H217ZM117 61V60H116ZM159 61H161V60H159ZM158 61V62H159ZM165 62H167L166 64H168L169 62V58H168V60L166 61V60H164ZM173 62H174V60H172ZM176 61V60H175ZM214 61H212L211 63H213ZM229 61V60H228ZM241 61V62H242ZM127 62H129V61H127ZM131 63L133 62V60L132 61H130ZM135 62H137V64H138V62H139V60L138 61H135ZM135 62H133L135 65H136V63ZM157 62V64H159ZM162 62V61H161ZM236 62V63H237ZM5 63V64H4ZM164 65H163V67L165 66V63L164 62H162ZM178 63V62H177ZM220 63V62H219ZM121 64H123V63H121ZM125 64V63H124ZM140 64H138L137 66H142V65H140ZM218 63H216V64H214L213 63V65H217ZM222 64V63H221ZM145 65V66H146ZM231 65V64H230ZM248 65V64H247ZM264 65V64H263ZM262 65V66H263ZM123 66H126V64L125 65H123ZM134 65H132V67H133ZM136 66V67H137ZM172 66V65H171ZM178 65H176V67H177ZM211 66V65H210ZM210 66H208V69H209V67ZM235 66H237V65H235ZM234 66V67H235ZM261 66V67H262ZM129 68H132L131 66H128ZM166 67V66H165ZM172 67H175V66H172ZM175 67V69H177ZM215 67V66H214ZM218 67V66H217ZM221 67V66H220ZM134 68H135V66H134ZM188 68V70H186ZM212 68H213V66H212ZM127 69V68H126ZM133 69V68H132ZM166 69H167V67H166ZM178 69L179 70H176V71H183V69L181 70V67L180 66H178ZM216 69V68H215ZM234 69V68H233ZM129 70V69H128ZM128 70H126V71H128ZM164 70V69H163ZM231 70V69H230ZM229 70V71H230ZM166 71V70H165ZM164 71V72H165ZM167 71L169 72V74H170V72H171V75H165L164 74V76H166V77H169V76H171V78H172V71H173V69H172V71H171V69H167ZM175 71V72H176ZM237 71V70H236ZM264 71V70H263ZM122 72H123V74H122ZM163 72V73H164ZM234 72V71H233ZM153 72H151V74H152ZM128 74V73H127ZM126 74V75H127ZM154 74V73H153ZM152 74V75H153ZM241 74V73H240ZM155 75H156V73H155ZM155 75H153V77L155 76ZM174 75V74H173ZM163 76V77H164ZM238 76V75H237ZM236 76V77H237ZM240 76V75H239ZM239 76H238V78H239ZM126 76H124V78H125ZM145 77L147 78L148 76L147 75H145ZM152 77V78H153ZM156 77H159L158 75L156 76ZM162 77V78H163ZM175 77V76H174ZM173 77V78H174ZM224 77H225V75H224ZM260 77V76H259ZM133 78H135V77H133ZM144 77H142V79H143ZM171 78L170 79H168V81H167V79H165V82L164 83H166V86L167 85H172V84H170V82L171 81H173L174 83H175V79H173V80H171ZM222 78H223V76H222ZM234 78V77H233ZM129 79H130V77H129ZM140 80V82L142 81L141 80V78H139ZM219 79V78H218ZM217 79V80H218ZM224 79V78H223ZM240 79V78H239ZM130 80H133L132 79V77H131V79ZM137 80H138V78H137ZM136 79L134 80V82L135 81H137ZM144 81H146L145 79H143ZM148 81L149 80H151V77H148V79H147ZM159 82L160 83H162V84H164L163 83V81L161 82V80L162 79H160V77H159ZM169 80H170V82H169ZM217 80H215V81H217ZM222 79H220V80H218V83L220 82L221 84H223V80L221 81ZM235 80H237V79H235ZM0 81V82H1ZM16 81V82H15ZM138 81V82H139ZM153 81V80H152ZM167 81V82H166ZM151 82V81H150ZM158 82V81H157ZM158 82V83H159ZM172 82V83H173ZM100 83V84H101ZM125 83H128V82H124V84ZM130 84H132L131 83V81L129 82ZM128 83V84H129ZM145 83H147V81L145 82ZM154 83V82H153ZM173 83V84H174ZM264 83V82H263ZM94 84V85H95ZM128 84H126V85H128ZM137 84V83H136ZM148 84H149V82H148ZM183 84H184V82H183ZM183 84H179V85H183ZM8 85V84H7ZM111 85V86H110ZM122 85V87H123V84H121ZM133 85V84H132ZM132 85H130V86H132ZM142 85V84H141ZM141 85H139V90L140 89H143V88H140V86ZM146 85V84H145ZM150 85V84H149ZM148 85V86H149ZM152 85V84H151ZM175 85V84H174ZM178 85V84H177ZM177 85H176V88H177ZM213 85V84H212ZM231 85V84H230ZM237 85V84H236ZM87 86V85H86ZM96 86H99V81H98V84L96 85ZM114 86V87H113ZM125 86V85H124ZM129 86V87H130ZM136 86V88H137V85H135ZM144 85H142V87H143ZM155 86H156V84H155ZM162 86V85H161ZM197 86V85H196ZM220 85H218L217 84V82L214 84V86L213 87H211V89L209 88V89H207V90H209L210 92H208V94H207V97H209V99L211 98L212 99V101H207V100H205V101H207V102H209V103H211L210 105H209V109H210V113H211V111H212V113L211 114H213V112H214V114L213 115H217V116H221L220 115V111L221 110H223L222 108H224V107H222V106H224V105H222L223 103H224V101H223V99H225V98H220L219 97V99H218V97H217V90H220L219 88L221 87H219ZM222 86H225V85H222ZM239 86V85H238ZM116 87V88H115ZM151 87H153L152 89H155V88H157V86L154 88V85L153 86H150L149 87V89L151 88ZM169 86H167V88H168ZM180 87V86H179ZM187 87V88H188ZM192 87V86H191ZM191 87H190V89H191ZM240 87H242V86H240ZM87 89H88V86L86 87ZM89 88H91V87H89ZM101 87H99V89H100ZM127 88V87H126ZM134 88V90H136L137 91V89L135 88V87H133ZM146 88H147V86H146ZM183 88V87H182ZM181 88V89H182ZM193 88V87H192ZM207 88H208V86H207ZM223 87H221V89H222ZM69 89V90H70ZM73 89H72V91H73ZM76 89H78V87H76ZM81 89V88H80ZM99 89H98V87H97V90H98V93H99ZM101 89H103V88H101ZM131 89V88H130ZM152 89H150V90H152ZM162 89L164 90L165 89V87L163 88L162 87ZM161 89V90H162ZM186 89V88H185ZM198 89V88H197ZM257 89V88H256ZM20 90V89H19ZM19 90H17V92L19 91ZM106 90H109V89H106ZM118 90V89H117ZM133 90V89H132ZM138 90V91H139ZM144 90V89H143ZM169 90V89H168ZM172 90H174V89H172ZM179 90V89H178ZM183 90V89H182ZM212 90V91H211ZM227 90V89H226ZM243 90V89H242ZM255 90V89H254ZM253 90V91H254ZM21 91V90H20ZM19 91V92H20ZM34 91V92H33ZM63 91V92H64ZM76 91V90H75ZM105 91V90H104ZM104 91H103V94H105L106 96H108L107 94L109 93V92H105L104 93ZM112 92H113V90H111ZM135 91V92H136ZM137 91V93H139ZM156 90H154V92H155ZM177 91V90H176ZM183 91H185V90H183ZM192 91V90H191ZM189 92V93H191V96H194V95H192V92ZM221 91H224V89L223 90H221ZM16 92V93H17ZM23 92V91H22ZM67 93H71V91H66ZM66 92H64V93H66ZM111 92V93H112ZM134 91H133V93H135ZM141 92H143V91H141ZM140 92V93H141ZM149 92H151V91H149ZM149 92H147L146 91V93H149ZM162 92H164V91H162ZM166 92V91H165ZM172 92V91H171ZM170 92V93H171ZM178 92V91H177ZM176 92V93H177ZM181 92V91H180ZM186 92V91H185ZM184 92V93H185ZM200 92V91H199ZM203 92H206V91H203ZM203 92H202V94H203ZM225 92V91H224ZM31 93V94H32ZM66 93V95H68ZM80 93V92H79ZM100 93H102V92H100ZM107 93V94H106ZM132 93V94H133ZM136 93V94H137ZM184 93H182L183 95H184ZM187 93V92H186ZM193 93H196V91L195 92H193ZM223 93V92H222ZM227 93V92H226ZM242 93V92H241ZM61 94H63L62 92H61ZM61 94H60V96H61ZM103 94H101V96H105V95H103ZM131 94V95H132ZM133 95V97L134 96H137V95H141V94H137V95ZM167 94L168 93H166V94H164V96H167ZM175 94V93H174ZM178 94V93H177ZM188 94V93H187ZM200 95H201V92L199 93ZM243 94V93H242ZM14 95L16 96V94L14 93ZM71 95H73V94H69V98L71 97L72 98V102H73V97H74V95H73V97L71 96ZM143 95V94H142ZM141 95V96H142ZM146 94H144V97H146L145 96ZM148 95V94H147ZM163 95V94H162ZM162 95H161V97H162ZM173 95V94H172ZM179 95V94H178ZM199 95V97H200V100H201V96ZM209 95V96H208ZM220 95V94H219ZM218 95V96H219ZM100 96V97H101ZM111 96V95H110ZM122 96H123V94H122ZM130 96V95H129ZM129 96H127L126 95V98L127 97H129ZM153 96H154V94H153ZM185 96V95H184ZM203 97L205 96V94L204 95H202ZM255 96V95H254ZM12 97V96H11ZM62 97H63V95H62ZM119 97H120V95H119ZM132 97V98H133ZM222 97H226L225 96V94H224V96H222ZM18 98V97H17ZM131 98V99H132ZM150 98H152V96L150 97L149 96V98H146V101H147V99H149V100H151ZM155 98V97H154ZM187 98H190V97H185V99H187ZM193 98H196V97H193ZM226 98H228V97H226ZM237 98H238V96H237ZM252 98V97H251ZM74 99H75V97H74ZM104 99H106V100H109L110 101V99H108V97L107 98H104ZM118 99L119 98H117V102H116V100H115V102L117 103V104H115L116 106L118 105V103L120 104V105H118V107H120V109H122L121 111H125L126 110V112H127V107H126V104L127 103H129V101L131 100L130 98H128V102L125 104V102H124V99H123V97L121 98L120 97V101H118ZM165 98L163 97V100H164ZM197 99H198V97H197ZM197 99H195V100H197ZM208 99V100H209ZM210 99V100H211ZM254 99V98H253ZM18 100V99H17ZM59 100H61V101H59ZM71 100V99H70ZM69 100V102H71ZM76 100V99H75ZM103 100V99H102ZM148 100V101H149ZM172 100V99H171ZM170 100V101H171ZM189 100V99H188ZM199 100V99H198ZM199 100V101H200ZM202 100H203V98H202ZM227 99H225V101H226ZM240 100V99H239ZM100 101V100H99ZM108 101V102H109ZM113 101V100H112ZM137 101H138V99H137ZM142 101H143V99H142ZM159 101V100H158ZM167 101H169V100H167ZM199 101H197L198 102V104H201V106H202V103H199ZM204 101V102H205ZM228 101V100H227ZM227 101H226V104H227ZM234 101V100H233ZM264 101V100H263ZM18 102H21V101H18ZM64 102V103H63ZM69 102H67L68 104H70ZM105 102V101H104ZM111 102V101H110ZM114 102V103H115ZM135 101H133L132 103H130V104H133ZM154 102H157V100H155V101H153V102H150V103H154ZM180 102H181V107H184V106H182V102H183V100L181 101L180 100ZM63 103V104H62ZM89 103V102H88ZM106 103V102H105ZM144 104H145V102H143ZM142 103V104H143ZM147 103V102H146ZM150 103H148V104H150ZM158 103V102H157ZM161 103V102H160ZM177 103H179V100H178V102H176V105H177ZM196 103V102H195ZM17 104V103H16ZM16 104H14V106L16 105ZM26 104V105H25ZM51 104V103H50ZM109 104V103H108ZM113 104V103H112ZM140 104H141V102H140ZM141 104V105H142ZM169 104V103H168ZM167 104V110H165V114H167V112L166 111H168V108H169V105ZM186 104V102H184L183 103V105H185ZM206 104V103H205ZM20 105H22V103L20 104ZM53 105V104H52ZM115 105L114 106H112V107H115ZM129 105V104H128ZM147 104H145V106H146ZM151 105V104H150ZM158 105H160V104H158ZM157 105V106H158ZM162 105H164V104H162ZM166 105V104H165ZM196 105H197V103H196ZM9 106V105H8ZM14 106H13V108H14ZM51 106V105H50ZM59 106V110H61V107ZM65 106V105H64ZM67 106V105H66ZM108 106V105H107ZM110 106H111V103H110ZM110 106H108V107H110ZM149 106V105H148ZM161 106V105H160ZM171 106V105H170ZM186 106V105H185ZM198 106V105H197ZM204 106V105H203ZM263 106V105H262ZM21 107V106H20ZM19 107V108H20ZM53 107V106H52ZM57 107V106H56ZM69 107V106H68ZM67 107V108H68ZM112 107L110 108L111 109V113H113L112 111ZM130 106H128V108H129ZM137 106L135 105L134 106V109L136 108ZM141 107V106H140ZM154 107V106H153ZM173 107V106H172ZM176 107V106H175ZM198 107H200V106H198ZM207 107V106H206ZM16 108H18V107H16ZM26 108V109H27ZM47 108V107H46ZM45 108V109H46ZM50 108V107H49ZM63 108V107H62ZM104 108H106L105 106H104ZM116 108V107H115ZM131 108V107H130ZM139 108V107H138ZM145 108L147 109L148 107L146 106V107H144L143 109L145 110ZM163 107L161 106V108L160 109H162ZM186 108V107H185ZM205 108V107H204ZM204 108H203V110H204ZM226 108V107H225ZM261 108V107H260ZM9 109H11V108H9ZM20 109H22V108H20ZM26 109H25V111H26ZM45 109H43V110H45ZM114 109V108H113ZM117 109V108H116ZM140 109V108H139ZM143 109H141V110H143ZM149 109V111H150V108H148ZM173 109V111H174V109L175 108H172ZM176 109H177V107H176ZM176 109H175V111H176ZM180 109V108H179ZM241 109V108H240ZM15 109H13L12 111H10L9 112V114L12 112H14V114L16 113L15 111H17V110H15ZM24 110V109H23ZM37 110V111H38ZM55 110H57V108H55ZM59 110H58V112H59ZM65 110H66V107H65ZM70 110V109H69ZM102 110H104V109H102ZM107 110H108V112H107V114H109V109L107 108ZM132 110H133V106H132ZM132 110H128V111H132ZM140 110V111H141ZM151 110H153V109H151ZM180 110H182V109H180ZM187 110V109H186ZM185 110V111H186ZM200 110V109H199ZM207 110H208V107H207ZM22 111V110H21ZM25 111H23V112H25ZM28 111V110H27ZM30 111V110H29ZM41 111H40V115H41ZM66 111H68V110H66ZM85 111V110H84ZM118 111L119 110H116L115 111V113L117 112L118 113ZM120 111V113H122ZM137 111V110H136ZM136 111L135 112H131V114L130 115H132V117H133V115H134V113H136ZM146 112V113H148V117H149V113L150 112ZM156 111H158L159 112V109L157 110L156 109ZM161 111V110H160ZM172 110L170 111H168V112H173ZM184 111V110H183ZM184 111V112H185ZM206 111V110H205ZM224 111V110H223ZM262 111V110H261ZM19 112V111H18ZM43 112V111H42ZM52 112V111H51ZM53 112H55L54 110H53ZM154 112V111H153ZM162 112V111H161ZM184 112H182L181 111V115L184 113ZM198 112H200V111H198ZM208 112H209V110H208ZM34 113H35V111H34ZM33 113V114H34ZM56 113H57V111H56ZM56 113H54V116H55V114ZM101 113H103V111L101 112ZM133 113V114H132ZM138 113L139 114H144L145 115V113H144V111H143V113H142V111H141V113L139 112V110H138ZM177 113H178V110H177ZM204 112H202V115H205V114H203ZM223 113V112H222ZM8 114V113H7ZM25 114V113H24ZM27 114V113H26ZM32 114V113H31ZM31 114H29L30 116H31ZM43 114V113H42ZM52 114V113H51ZM61 114V113H60ZM104 114V113H103ZM106 114V113H105ZM106 114V115H107ZM151 114H152V112H151ZM154 114V113H153ZM155 114H156V112H155ZM155 114L153 115V117H157V115L159 114V115H161L160 113H157L156 114V116H155ZM169 114H171V113H169ZM175 114V113H174ZM178 114H180V111H179V113ZM185 114H186V112H185ZM200 114H201V112H200ZM209 114V113H208ZM211 114H209V115H211ZM262 114H263V112H262ZM261 114V115H262ZM35 115H37V113L36 114H34L33 116H35ZM110 116L112 115V114H109ZM109 115H107V116H109ZM117 115V114H116ZM122 115V114H121ZM137 115V114H136ZM136 115H134V116H136ZM176 115V114H175ZM198 115V114H197ZM207 115V114H206ZM213 115H211L212 117H213ZM224 115V114H223ZM264 115V114H263ZM262 115V116H263ZM42 116L43 115H41V118H40V116H36V118L37 117H39L40 119L39 120H41L42 119ZM50 116V115H49ZM48 116V117H49ZM54 116H53V119H56V118H54ZM57 116V115H56ZM115 116V115H114ZM152 116V115H151ZM162 116V115H161ZM164 116V115H163ZM166 116V115H165ZM163 117V118H166L167 116H168V114H167V116L166 117ZM170 116H171V118H172V115H169V120L171 119L170 118ZM180 116V115H179ZM178 115H176L175 117H179ZM208 116V115H207ZM211 116H209L210 118H211ZM118 117V116H117ZM120 117V116H119ZM148 117H146L144 120H145V125L147 124V121H146V119L148 118ZM174 117V116H173ZM173 118L172 120H170L171 122L174 120V119H176L177 120V118ZM29 118V117H28ZM31 118V117H30ZM36 118H34V119H36ZM105 118V117H104ZM115 118V117H114ZM181 118H182V116H181ZM187 118V117H186ZM198 118H199V116H198ZM197 118V119H198ZM210 118H207L210 122H212L211 121V119ZM216 118V117H215ZM220 119V117H217L216 119ZM33 118H31V120H32ZM48 119V118H47ZM47 119H46V121H47ZM51 120H50V122L49 123H51V121L53 120L52 118H50ZM58 119V118H57ZM63 119V118H62ZM109 119V118H108ZM108 119H106V120H108ZM119 119V118H118ZM133 119V118H132ZM153 119V118H152ZM151 119V120H152ZM192 119V118H191ZM199 119H201V118H199ZM216 119H214V120H216ZM123 121H122V123H121V125H120V127H121V129H128L129 131H130V127H132L131 126V124H130V122H129V116H127V113H126V115L124 116V119H122ZM140 120V119H139ZM139 120H137V122L139 121ZM149 120V119H148ZM154 120V119H153ZM183 120H184V118H183ZM264 120V119H263ZM36 122L38 121V119L37 120H35ZM42 121V120H41ZM45 121V122H46ZM58 121V120H57ZM104 121H105V119H104ZM158 121V120H157ZM157 121L155 122V123H157ZM163 121V120H162ZM162 121H160V122H162ZM187 121V120H186ZM185 121V122H186ZM193 121V120H192ZM191 121V122H192ZM205 121L206 120H202V121H200L199 123L200 124H202L203 122H204V124H205ZM13 122V121H12ZM32 122V121H31ZM54 122V121H53ZM63 122V121H62ZM108 122V121H107ZM136 122V121H135ZM137 122H136V124H137ZM140 122V121H139ZM151 122V121H150ZM149 122V123H150ZM188 122V121H187ZM191 122H189V123H191ZM196 122V121H195ZM209 122V123H210ZM251 122V121H250ZM35 123V122H34ZM34 123H32V124H34ZM39 123H41V122H37V124H39ZM54 123H56V122H54ZM53 123V124H54ZM59 123V122H58ZM64 123V122H63ZM164 123H166L165 121H164ZM178 123V122H177ZM199 123H197V124H199ZM264 123V122H263ZM31 124V125H32ZM36 124V123H35ZM35 124H34V126H35ZM44 124V123H43ZM42 124V125H43ZM61 124V123H60ZM139 124V123H138ZM137 124V125H138ZM142 124V123H141ZM144 124V123H143ZM152 124V123H151ZM163 124V123H162ZM171 124V123H170ZM180 125H181V123H179ZM184 124V123H183ZM196 124V123H195ZM196 124V125H197ZM215 124V123H214ZM44 125H47V122H46V124H44ZM51 125V124H50ZM57 125V124H56ZM150 124H148V126H149ZM157 125V124H156ZM156 125H152V126H155V127H153L154 129L156 128V127H158V126H156ZM168 125V124H167ZM212 125H213V123H212ZM263 125V124H262ZM39 126V125H38ZM51 126H54V125H51ZM50 126V127H51ZM138 126H141V125H138ZM144 126V125H143ZM143 126H141V128L143 127ZM151 126V125H150ZM151 126V127H152ZM176 126H177V124H176ZM200 126V125H199ZM37 127V126H36ZM44 127H46V126H44ZM57 127H59V126H57ZM64 128H65V126H63ZM119 126H118V128H120ZM144 127H146V126H144ZM170 127V126H169ZM179 127V126H178ZM211 127V133H214V132H216V133H218V131H216V126L215 127H213V126H210ZM209 127V128H210ZM53 128V127H52ZM68 128H69V126H68ZM136 128H138V127H136ZM140 128V127H139ZM138 128V129H139ZM140 128V129H141ZM147 128V127H146ZM150 128V127H149ZM148 128V129H149ZM153 128H152V130H147V131H153ZM161 128H163V127H161ZM160 128V129H161ZM177 128V127H176ZM181 128V127H180ZM204 128V127H203ZM236 128V127H235ZM36 129V128H35ZM41 129H43V128H41L40 127V129H39V131L41 130ZM45 130H47L46 128H44ZM55 129V128H54ZM67 129V128H66ZM120 129V130H121ZM124 130V132L125 131H127L126 132V134L127 133H129V131L128 130ZM166 129V128H165ZM183 129V128H182ZM181 129V130H182ZM44 130V131H45ZM71 130V129H70ZM117 130V129H116ZM131 130H132V128H131ZM146 129L144 128V130H142V131H145ZM177 130V129H176ZM184 130H185V128H184ZM184 130H182V131H184ZM219 131H220V129H218ZM238 130V129H237ZM43 131V132H44ZM122 131V130H121ZM133 131H134V129H133ZM142 131H140L139 130V134H140V132H142ZM147 131H145V133L147 132ZM156 131H157V128H156ZM155 131V132H156ZM172 131V130H171ZM170 131V132H171ZM34 132V131H33ZM37 132H38V130H37ZM53 132H55V130L53 131ZM101 132H102V130H101ZM100 132V133H101ZM118 132V134L120 133L119 132V130L117 131ZM123 132V131H122ZM123 132V133H124ZM154 132V131H153ZM158 132H163V130L161 131V130H159ZM168 132H169V130H168ZM46 133V132H45ZM62 133V132H61ZM122 133V134H123ZM131 133H133V132H131ZM148 133V132H147ZM146 133V134H147ZM180 133H182V132H180ZM204 133V132H203ZM220 133H221V131H220ZM35 134H37V133H35ZM41 135L42 133H38L37 134V136L38 135ZM99 134V133H98ZM115 134V133H114ZM118 134H117V136H118ZM154 134V133H153ZM164 134V133H163ZM171 134V133H170ZM183 134V133H182ZM199 134V133H198ZM206 134V133H205ZM244 134H245V132H244ZM43 135V134H42ZM41 135V136H42ZM91 135V134H90ZM100 135V134H99ZM106 135V134H105ZM121 135V134H120ZM144 135V134H143ZM167 135V134H166ZM188 135V134H187ZM216 135V134H215ZM220 134H218V136H219ZM33 136H34V133H33ZM32 136V137H33ZM44 136V135H43ZM42 136V137H43ZM46 136V135H45ZM60 136V135H59ZM108 136H109V134H108ZM117 136H115V137H117ZM123 136H124V134H123ZM128 136V135H127ZM130 136V135H129ZM133 136H134V134H133ZM136 136V135H135ZM139 136V135H138ZM149 136V135H148ZM152 136V135H151ZM165 136V135H164ZM163 136V137H164ZM168 136H170V135H168ZM190 136V135H189ZM198 136V135H197ZM201 136V135H200ZM107 137V136H106ZM111 138H112V136H110ZM114 137V138H115ZM119 137H121V136H119ZM131 137H132V135H131ZM130 137V138H131ZM155 137V136H154ZM221 136H219V138H220ZM36 138V137H35ZM38 138V137H37ZM43 138H46V137H43ZM96 138V137H95ZM118 138V137H117ZM117 138H115L116 140V142H117ZM122 138V137H121ZM124 138V137H123ZM128 138V137H127ZM127 138H126V140L125 141H127ZM139 138H140V136H139ZM139 138H137V139H139ZM142 138H143V136H142ZM151 138H153V137H150V139ZM165 138V137H164ZM166 138H167V136H166ZM185 138V137H184ZM183 138V139H184ZM190 138V137H189ZM195 138V137H194ZM209 138H212V136L211 137H209ZM40 139V138H39ZM38 139V140H39ZM103 138L101 137V139L100 140H98L99 142L102 140ZM106 140H107V138H105ZM119 139V138H118ZM125 139V138H124ZM133 140L135 139V138H132ZM144 139H146L145 137H144ZM175 139V138H174ZM200 139V138H199ZM257 139H258V137H257ZM37 140V141H38ZM94 140V139H93ZM123 140V139H122ZM121 139H119V141H122ZM131 140V139H130ZM127 141V142H131V141ZM153 140H155V139H153ZM166 140H168V139H166ZM176 140V139H175ZM175 140H174V142H175ZM212 140V139H211ZM219 140V139H218ZM33 141V140H32ZM92 141V140H91ZM103 141V140H102ZM107 141H109V140H107ZM107 141H106V144H107ZM115 141L114 142H112V143H115ZM124 140H123V142H125ZM148 142L150 141V140H147ZM146 141V143L148 144V142ZM170 141V139L168 140V142ZM186 141V140H185ZM208 141V140H207ZM258 141V140H257ZM35 142V141H34ZM40 142V141H39ZM98 142V143H99ZM134 141H132L131 142V144L133 143ZM152 141H150V143H151ZM163 142V141H162ZM166 142V141H165ZM188 142H189V140H188ZM217 142V141H216ZM220 142H222L221 140H220ZM18 143V142H17ZM33 143V142H32ZM101 143V142H100ZM99 143V144H100ZM102 143H104V142H102ZM101 143V144H102ZM109 144H110V142H108ZM137 143V142H136ZM142 143V142H141ZM153 143V142H152ZM154 143H155V141H154ZM159 143V142H158ZM157 143V144H158ZM167 143V142H166ZM183 143V142H182ZM186 142H184L183 144H185ZM200 143H201V141H200ZM203 143V142H202ZM241 143V142H240ZM30 145H32L31 143H29ZM41 144V146L42 147H44L43 146V142L42 143H40ZM39 144V145H40ZM98 145L99 146V148H102L101 146L102 145ZM117 144H119V142H117ZM126 144V143H125ZM128 144V143H127ZM143 144V143H142ZM161 144V143H160ZM172 144V143H171ZM199 144V143H198ZM203 144H205V143H203ZM213 144H215V143H213ZM217 144H219V143H217ZM29 145V146H30ZM34 145V144H33ZM35 145H36V143H35ZM104 145H105V143H104ZM111 145V144H110ZM113 145V144H112ZM112 145H111V147H112ZM116 145V144H115ZM120 145H122L123 146V144H120ZM136 145V144H135ZM151 145V144H150ZM169 145V144H168ZM185 145H187V144H185ZM199 145H202V144H199ZM216 145V144H215ZM224 145V144H223ZM239 145H241V144H239ZM242 145H244V144H242ZM37 146V145H36ZM97 145H95V147H96ZM132 146L134 147V143L132 144ZM152 146V145H151ZM182 146H184V145H182ZM204 146V145H203ZM207 146V145H206ZM208 146H209V144H208ZM34 147V146H33ZM42 147H39V149L40 148H42ZM89 147V146H88ZM107 147H109V145L107 146ZM111 147H109V148H111ZM116 147V146H115ZM137 147H138V145H137ZM141 147H143V146H141ZM140 147V148H141ZM163 147H165V145L163 146ZM167 148H168V146H166ZM189 147H190V145L188 146V147H186L187 149H189ZM195 147V146H194ZM211 147V146H210ZM217 147V146H216ZM216 147H214V149L216 148ZM104 148H105V146H104ZM116 148H120L118 145H117V147ZM128 148V147H127ZM136 150H137V148L136 147H134ZM144 148V147H143ZM148 148V147H147ZM149 148H150V146H149ZM172 148V147H171ZM178 148H182V147H178ZM185 148V147H184ZM202 148V147H201ZM204 148V147H203ZM212 148V147H211ZM227 148V147H226ZM32 148L30 147V149L29 150H31ZM35 149V148H34ZM106 149V148H105ZM114 149V148H113ZM113 149H111V150H113ZM130 149V148H129ZM166 149V148H165ZM173 149V148H172ZM193 149H195V148H193ZM210 149V148H209ZM38 150V149H37ZM42 150V149H41ZM41 150H39L40 151V153H42L41 152ZM57 150V149H56ZM92 149H90V150H88V151H90L91 153L92 152H94V151H91ZM104 150V149H103ZM117 150V149H116ZM131 150V149H130ZM129 150V151H130ZM135 150V153H134V155L137 153V151ZM164 150V149H163ZM171 150V149H170ZM170 150H168V151H170ZM183 150H185V149H183ZM198 150V149H197ZM205 150H207V149H205ZM32 151H34L33 149H32ZM132 151V150H131ZM172 151V150H171ZM181 151H182V149H181ZM194 151V150H193ZM200 151H201V149H200ZM199 151V152H200ZM208 151V150H207ZM231 151V150H230ZM249 151V150H248ZM31 151H29V153H30ZM104 152L105 151H103V155H102V152L100 153L102 156H104ZM117 152H118V150H117ZM134 152V151H133ZM132 152V153H133ZM185 152V151H184ZM191 152H192V149H191ZM196 152V151H195ZM203 152V151H202ZM205 152V151H204ZM211 152V151H210ZM213 152V151H212ZM215 152V151H214ZM29 153H28V155H29ZM37 153H39L38 151L36 152V154ZM90 153V154H91ZM114 153V152H113ZM169 153V152H168ZM186 153V152H185ZM216 153H217V151L215 152V155H214V157L212 156V157H210V155H207V156H209V157H207V156H205V157H207V158H205V160H208L209 158H210V160H211V158L212 159H214V160H212L213 162H210V164L212 163H215V161H217L216 159ZM33 154V153H32ZM31 154V155H32ZM35 154V153H34ZM36 154L34 155L36 158H37V156H36ZM55 154V153H54ZM89 154V153H88ZM89 154V157H87V158H89L88 160H90V159H92L93 158V156L92 155H90ZM116 154V153H115ZM155 154H157V153H155ZM159 154V153H158ZM161 154V153H160ZM173 154V153H172ZM179 154H181V153H179ZM187 154V153H186ZM190 154V153H189ZM198 154V157L197 158H199V155L200 154H202V155H206V154H208L207 152L206 153H197ZM196 154V155H197ZM219 154V153H218ZM27 155V156H28ZM30 155V156H31ZM38 155V154H37ZM106 155H108L109 156V154H107V152H106ZM119 155H121V154H119ZM128 155H129V153H128ZM130 155H132L131 153H130ZM148 155V154H147ZM150 155V154H149ZM152 155V154H151ZM182 155V154H181ZM184 155V154H183ZM182 155V156H183ZM188 155V154H187ZM191 155V154H190ZM194 155V154H193ZM233 155V154H232ZM39 156V155H38ZM91 156H92V158H91ZM105 157V159L107 158V159H111V157H113L112 155H111V157ZM114 156H116V155H114ZM127 156V155H126ZM133 156V155H132ZM155 156V155H154ZM154 156H152V157H154ZM192 156V155H191ZM195 156V155H194ZM194 156H192V157H194ZM220 156V155H219ZM5 157V156H4ZM118 157V156H117ZM133 157H135V156H133ZM132 157V158H133ZM159 157V156H158ZM161 158H162V156H160ZM169 157V156H168ZM200 157H202L201 155H200ZM218 157V156H217ZM242 157V156H241ZM24 158H26L25 156L23 157V159ZM28 158V157H27ZM33 159H35L34 157H32ZM50 158V157H49ZM137 158V159H136ZM135 159L136 160H138L139 159V157H136ZM165 158V157H164ZM171 158V157H170ZM170 158H169V160H170ZM223 158V157H222ZM14 159H18V157L17 158H14ZM20 159V158H19ZM18 159V160H19ZM22 159V158H21ZM21 159H20V161H21ZM29 159V160H28ZM27 160L29 161V162H31L30 161V157L28 158ZM40 159V158H39ZM114 159V158H113ZM160 159V158H159ZM163 159V158H162ZM177 159V158H176ZM187 159V158H186ZM194 159L195 158H191L190 160H193L194 161ZM203 159V158H202ZM17 160V161H18ZM47 160V159H46ZM126 160V159H125ZM140 160V159H139ZM182 160V159H181ZM189 160V159H188ZM187 160V161H188ZM196 160V159H195ZM198 160V159H197ZM199 160H200V158H199ZM204 160V159H203ZM210 160H208V162L210 161ZM16 161V160H15ZM16 161V162H17ZM19 161V162H20ZM24 161V160H23ZM25 161H26V159H25ZM108 161V160H107ZM110 161V160H109ZM201 161V160H200ZM218 161H219V159H218ZM14 162V161H13ZM22 162V161H21ZM131 162V161H130ZM138 162V161H137ZM136 162V163H137ZM167 162V161H166ZM180 162V161H179ZM182 162V161H181ZM186 162V161H185ZM190 162V161H189ZM192 162V161H191ZM196 162V161H195ZM199 162V161H198ZM204 162V161H203ZM207 164H209L207 161H205ZM15 163V162H14ZM31 163H33V162H31ZM164 163V162H163ZM169 163V162H168ZM170 163H172V162H170ZM186 163H188V162H186ZM197 163V162H196ZM200 163V162H199ZM218 163V162H217ZM16 164V163H15ZM18 164V163H17ZM177 164H179V163H177ZM180 164H182V163H180ZM204 164V163H203ZM202 164V161H201V165H203ZM207 164H205V167H203V166H201V167H203L204 168V170H205V168H206V165ZM212 164H211V166H212ZM8 165V164H7ZM20 165V164H19ZM76 165H78V164H76ZM174 165V167H177V166H175V164H173ZM184 165V164H183ZM182 165V166H183ZM195 165V164H194ZM197 165H198V163H197ZM217 165V164H216ZM215 164H213V166L215 167L216 166ZM138 166H139V162H138ZM142 166V165H141ZM140 166V167H141ZM180 166V165H179ZM184 166H186V165H184ZM208 166V165H207ZM38 167V166H37ZM192 167H194L193 165L191 166V168H189L191 171H192V169H196L197 167H194V168H192ZM199 167V166H198ZM21 168V167H20ZM136 168V167H135ZM142 168V167H141ZM170 168V167H169ZM182 168H184V167H182ZM187 168V167H186ZM200 168V167H199ZM88 169V168H87ZM165 169V168H164ZM189 169H188V172H189ZM198 169V168H197ZM207 169V168H206ZM209 169V168H208ZM211 169H212V167H211ZM216 169V168H215ZM215 169L214 170H212L213 172H215ZM21 170H23V169H21ZM21 170L19 171V173L21 172ZM32 170H34V169H32ZM31 170V168H30V171H32ZM138 171H137V177H139V180L140 181H142V182H144V174H142L143 172H142V170H140V168L139 169H137ZM148 170V169H147ZM169 170V169H168ZM171 170V169H170ZM174 170V169H173ZM180 170V169H179ZM182 170V169H181ZM198 170H200V169H198ZM201 170H202V168H201ZM197 171L198 173H199V175L197 176V177H195V179L198 181V185L197 184H195L196 186H202L203 185V187L205 186V184H208V186H209V183H208V181H210L209 179L210 178H213V177H210V176H212V174L211 173H209L210 175H207V176H209L210 178H208L207 176H206V172L208 171V170H206V171H204V173H202L203 172V170L202 171ZM217 170H219V169H217ZM1 171V170H0ZM25 171V170H24ZM167 171V170H166ZM187 171V170H186ZM151 172V171H150ZM170 172V171H169ZM181 172V171H180ZM193 172H195V170L193 171ZM210 172V171H209ZM183 173V172H182ZM216 173V172H215ZM135 174H136V171H135ZM160 174V173H159ZM189 174H191V173H189ZM214 174V173H213ZM2 175V174H1ZM180 175H182V174H180ZM196 175V174H195ZM76 176V175H75ZM135 177H136V175H134ZM133 176V177H134ZM184 176H186V175H184ZM192 176V175H191ZM61 177V176H60ZM134 177V178H135ZM148 177V176H147ZM151 177V176H150ZM181 177V176H180ZM190 177V176H189ZM217 177V176H216ZM216 177H214L215 179H216ZM222 177V176H221ZM227 177V176H226ZM63 178L64 177H62V179H58V176L55 178H53V180H54V182L53 183H56V182H58V183H62L63 181ZM80 178V177H79ZM185 178V177H184ZM188 178V177H187ZM193 178H194V176H193ZM213 178V179H214ZM220 178V177H219ZM243 178V177H242ZM58 179V181H56V180ZM151 179V178H150ZM186 179V178H185ZM190 179V178H189ZM189 179L188 180H186L187 182L189 181ZM218 179V178H217ZM222 179V178H221ZM134 180H137V179H134ZM178 180H180L179 178H178ZM182 180H184L183 179V177H182ZM181 180V181H182ZM191 180V179H190ZM48 181V180H47ZM56 181V182H55ZM139 181V182H140ZM150 181V180H149ZM179 182V183H182V182ZM211 181H213V180H211ZM210 181V185H213V182H211ZM215 181V180H214ZM222 181V183H223V180H220V182ZM261 181V180H260ZM104 182V181H103ZM146 182V181H145ZM144 182V183H145ZM156 182V181H155ZM175 182H176V179H175ZM178 182V181H177ZM189 182H191V181H189ZM220 182H218V184L220 183ZM36 183V182H35ZM47 183V182H46ZM64 183V182H63ZM62 183V184H63ZM186 183V182H185ZM197 183V182H196ZM216 183H217V181H216ZM124 184V183H123ZM183 184V183H182ZM218 184H216V185H218ZM228 184V183H227ZM59 185V184H58ZM61 185V184H60ZM138 185V184H137ZM140 185H141V189H143L144 188V186H142V185H146V184H142L141 182H140ZM177 185V184H176ZM46 186V185H45ZM54 186H55V184H54ZM56 186H57V184H56ZM55 186V187H56ZM65 186V185H64ZM139 186V185H138ZM147 186V185H146ZM180 186V185H179ZM190 186H192V184L190 185ZM208 186H207V188H208ZM213 186H215V185H213ZM213 186H211L212 188H211V190L213 189ZM222 185H220V187H221ZM58 187V186H57ZM67 187V186H66ZM66 187H64V188H66ZM143 187V188H142ZM170 187V186H169ZM183 187V186H182ZM184 187H185V185H184ZM183 187V188H184ZM188 187V186H187ZM186 187V188H187ZM193 187H195L194 186V184H193ZM217 187V186H216ZM225 187V186H224ZM261 187V186H260ZM52 188H54V187H52ZM58 188H60V187H58ZM64 188H63V190H64ZM138 188V187H137ZM166 188V187H165ZM182 188V189H183ZM201 188V187H200ZM199 188V189H200ZM218 188V187H217ZM216 188V189H217ZM81 189V188H80ZM85 189V188H84ZM145 189V188H144ZM155 189V188H154ZM168 189H170V188H168ZM174 189H175V187H174ZM182 189H180V190H182ZM185 189V188H184ZM189 189V188H188ZM191 189V188H190ZM194 189V188H193ZM196 189H197V187H196ZM196 189H194V191H192L193 193V195H194V192H195V190ZM198 189V190H199ZM206 189V188H205ZM205 189H202L201 188V191H198V192H201V193H204V195H205V192H206V194H208V196H209V193H207V189H206V191H205ZM209 189V188H208ZM215 189V190H216ZM55 190H57L56 188H54V191ZM177 190V189H176ZM179 190V189H178ZM187 190V189H186ZM202 190H204L205 192H203ZM215 190H214V192H215ZM226 190V189H225ZM258 190V189H257ZM52 191H53V189H52ZM58 191V190H57ZM61 191V190H60ZM144 190H142V192H143ZM154 191V190H153ZM168 191H170V190H168ZM184 191V190H183ZM190 191L191 190H189V193H190ZM213 191V190H212ZM59 192V191H58ZM62 192V191H61ZM145 192V191H144ZM143 192V194H146V193H144ZM178 192V191H177ZM176 192V195L178 194ZM198 192H196V193H198ZM217 192V191H216ZM215 192V193H216ZM219 192V191H218ZM148 193V192H147ZM172 193H173V191H172ZM183 192H181V194H182ZM189 193H188V196H189ZM200 193V194H201ZM212 193V192H211ZM245 193V192H244ZM149 194V193H148ZM219 194H220V192H219ZM60 195V194H59ZM147 195V194H146ZM173 195V194H172ZM190 195H191V193H190ZM198 195H199V193H198ZM203 195V194H202ZM203 195V196H204ZM214 195V194H213ZM153 196H154V194L152 195V197L151 198H153ZM157 196V195H156ZM171 196V195H170ZM174 196H175V194H174ZM179 197H181L182 195H178ZM177 196V197H178ZM196 197H195V199H197V200H195L193 197L194 196H192V197H189V198H191L190 200H192V198L195 200V201H198V196L197 195H195ZM200 196V195H199ZM202 196V197H203ZM219 196V195H218ZM217 196V197H218ZM43 197V196H42ZM47 197V196H46ZM168 197V196H167ZM205 197H206V195H205ZM215 197H216V194H215ZM259 197H261V196H259ZM263 197V196H262ZM154 198H155V196H154ZM169 198V197H168ZM174 198V197H173ZM184 198H185V196H184ZM201 197H199V199H200ZM207 198V197H206ZM213 198V200H215V198L214 197H212ZM230 198V197H229ZM140 199V198H139ZM145 199V198H144ZM156 199V198H155ZM262 199V198H261ZM137 200V199H136ZM148 198H147V200L145 199V203L147 204V202H148ZM154 200V199H153ZM185 200V199H184ZM188 200V199H187ZM189 200V201H190ZM258 200H259V198H258ZM168 201V200H167ZM204 201V200H203ZM202 201V202H203ZM207 202H209L210 201V199H209V201L208 200H206ZM211 201H212V199H211ZM210 201V202H211ZM218 201V200H217ZM250 201V200H249ZM178 202V201H177ZM184 202H186V200L184 201ZM191 202V201H190ZM199 202H200V200H199ZM213 203H214V201H212ZM257 202V201H256ZM144 203V202H143ZM150 203V202H149ZM168 203V202H167ZM170 204H171V202H169ZM192 203V202H191ZM193 203H195V202H193ZM204 203H205V201H204ZM213 203H212V205H213ZM233 203V202H232ZM237 203V202H236ZM142 204V203H141ZM140 204V205H141ZM151 204V203H150ZM149 204V205H150ZM159 204V203H158ZM161 204V203H160ZM183 204V203H182ZM209 204V203H208ZM208 204H207V206H208ZM211 204V203H210ZM209 204V205H210ZM97 205V204H96ZM148 205V206H149ZM161 205H163V203L161 204ZM167 205H169V204H167ZM206 205V204H205ZM214 205H216V203L214 204ZM172 206V205H171ZM189 206V205H188ZM188 206L186 207V208H188ZM254 206V205H253ZM149 207H151L150 209H149V211H148V218H151L153 215H152V212L153 211H151L150 212V210L152 209V205H150ZM191 207V206H190ZM206 207V206H205ZM208 207H210L209 209L211 210V206H208ZM208 207H206L207 209H208ZM215 207V206H214ZM158 208H159V205H158ZM157 208V209H158ZM170 208V207H169ZM213 208V207H212ZM141 210V209H140ZM153 210V209H152ZM209 211V210H208ZM241 211H242V209H241ZM241 211H239V212H241ZM247 210H245V212H246ZM139 212V211H138ZM242 212H244V211H242ZM261 212V211H260ZM156 213V212H155ZM250 213H251V211H250ZM253 214H254V212H253ZM252 214V215H253ZM258 214V213H257ZM256 214V215H257ZM152 215V216H151ZM160 215V214H159ZM188 215V214H187ZM245 215V214H244ZM249 215H251V214H249ZM249 215H247V216H249ZM259 215V214H258ZM246 216V215H245ZM244 216V217H245ZM246 216V217H247ZM263 216H264V213H263ZM257 217H260V216H257ZM157 218V217H156ZM152 219H153V217H152ZM151 219V220H152ZM165 219V218H164ZM195 219V218H194ZM148 220H150V219H148ZM150 220V221H151ZM154 221H155V217H154V219H153ZM152 220V221H153ZM157 220V219H156ZM108 221V220H107ZM151 221V225L153 224V223H156V222H152ZM199 223V222H198ZM124 224V223H123ZM148 224H150V223H148ZM192 224V223H191ZM150 225V226H151ZM154 225H157V224H154ZM153 225V229H154V227L156 228V226H154ZM201 226V225H200ZM149 227V226H148ZM175 227V226H174ZM211 228V227H210ZM151 229H152V226H151ZM152 229V230H153ZM235 230H237V229H235ZM255 230H257V229H255ZM153 231H155V230H153ZM157 231V230H156ZM154 232V234L156 233L157 234V232ZM239 231V230H238ZM250 231H252V230H250ZM241 232V231H240ZM245 232V231H244ZM247 232V231H246ZM149 233V232H148ZM148 233H146V234H148ZM239 233V232H238ZM242 233H243V231H242ZM146 234H144V235H146ZM153 234V233H152ZM156 234L155 235H153V237H155L156 236ZM255 234V233H254ZM158 235V234H157ZM207 235V234H206ZM240 235H241V233H240ZM149 236V235H148ZM203 237V236H202ZM238 237V236H237ZM149 238V237H148ZM147 238V239H148ZM143 239V238H142ZM156 241V240H155ZM259 243V242H258ZM258 243H254L255 245H257ZM142 245V244H141ZM157 245H159V244H157ZM141 247V246H140ZM254 247V246H253ZM159 249H160V247H158ZM176 248H177V245H176ZM138 249V248H137ZM253 249H255L256 250V247L255 248H253ZM129 252H131V251H129ZM162 252V251H161ZM160 253V252H159ZM160 257H161V255H160ZM258 257V256H257ZM162 258V257H161ZM255 259V258H254ZM163 260V259H162ZM174 261V260H173ZM79 262V261H78ZM162 262H164V261H162ZM255 264V263H254Z\"/></svg>",
  "mask_w": 264,
  "mask_h": 264
}]
</instances>
